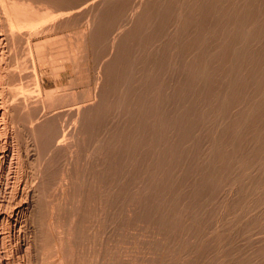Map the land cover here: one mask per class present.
Instances as JSON below:
<instances>
[{"label":"bare ground","instance_id":"1","mask_svg":"<svg viewBox=\"0 0 264 264\" xmlns=\"http://www.w3.org/2000/svg\"><path fill=\"white\" fill-rule=\"evenodd\" d=\"M67 2H68V0H66ZM79 1V0H78ZM81 1V0H80ZM79 1V2H80ZM91 1V0H90ZM103 1L104 0H102V3H103ZM112 1V0H111ZM114 1H116V0H114ZM119 1V0H118ZM126 0H124V2H125ZM131 1V0H130ZM136 1V0H135ZM134 1V2H135ZM138 1V0H137ZM149 1H151V2H153L152 0H149ZM158 1H160V0H158ZM158 1H157V3H158ZM66 2V3H67ZM73 2V0L72 1H70L69 2V4L71 5V3ZM82 2L83 1H81V4H82ZM88 2H89V0H88ZM87 2V0H86V3H88ZM108 2H109V0H108ZM120 2H121V0H120ZM126 2H128V1H126ZM125 2V3H126ZM132 2V1H131ZM144 2V1H143ZM148 2V1H147ZM150 2V4L149 3H147V4H149V6H148V10H149V8H151L152 6H151V4H154L155 5V3H151ZM154 2H156V1H154ZM63 3H64V1L63 0H0V8H2V10H3V12L2 11H0V14H1V12L4 14H1L2 16V18L4 19V16H5V23H6V26L5 27H7V29L9 30V36H7L6 35V37L5 38H7V37H10V35L12 36V38H17L18 37V34H17V32H21L22 33V29H23V31H24V29H25V32H26V30L27 31H32V29H36V28H40V27H47V25H49L50 24V22L51 21H55V20H58V18L60 17V18H62L61 16H63V15H65L66 13H68V12H66L63 8H64V5H63ZM75 3V2H74ZM83 3H85V2H83ZM94 3V2H93ZM93 3H92V6H93ZM98 3V2H97ZM104 3H107L106 1L104 2ZM115 3V2H114ZM119 2H117V4H118ZM124 3V4H125ZM133 3V2H132ZM137 3V2H136ZM145 3H146V1H145ZM161 3V5L158 3L157 5H160V7H158V9H155L153 12V14H151L150 15V13L149 12H147L146 11V9H143V10H145V12L144 13H149L147 16L148 17H150V16H152L150 19L149 18H147V20L149 21V24H147L148 25V27H149V30H146V32L147 31H149L148 32V34L145 32V35L146 36H143L142 37V35H140V36H138V37H136V40L134 41V42H132V40L133 39H131V40H129V41H131L130 43L128 42V40L126 41V42H128V47H125L126 45H124V47L121 49L120 47V51H119V53H117V52H115V54H117V60H119V64H116L115 65V69L114 68H110V69H114L116 72H115V75H112V76H114V77H112V80H108V78L106 79V82H110V87L108 86V83H106L107 84V86H108V89L110 88L111 89V91H109V92H112L113 94V96H112V99H113V104L115 103V102H118V97L116 96V94L117 93H119L120 92V90H121V93H122V90L124 89V88H122V89H120L121 87H125V85L127 86L123 91V96H120V99H121V97H123L122 98V100H119V102H121V101H123V106L122 105H117V110H118V107L119 106H122L123 107V112L121 113V114H123V116H121V118L122 117H124V119H125V121H126V124H125V127H122L121 126V128H123V129H120V130H118V131H115V133L111 136V138L109 139L110 140V142H109V144H105V142H103L102 141V146H104L103 145V143L106 145V146H108V145H112V143H111V141H113V140H115L114 141V143L116 142V145H117V143L118 142H120V144L119 145H121V147L120 146H118L119 148H120V150L119 151H117V152H115L116 154H112L111 153V149L108 147V148H106L107 149V151H105V152H107L106 154H109V156H110V154H112V156L114 155V158L116 159V162H115V160H114V158L112 159V160H114L113 162H115L114 164H110V167L108 166V164H107V166L110 168V169H112V170H116V172H119V171H124V169H126V167H128L129 166V164L126 162L127 161V159H130L131 161H129V162H134L135 164H136V166H135V168H134V170H129V172L127 171V173L128 174H126L127 176H129V180L127 181V179H126V182L127 183H124L125 185H123V186H121L122 188H123V190H124V194L123 195H125L124 197H122V195H120L121 196V199L123 200V202H120L119 203V201H118V203H116L117 204V206H115V207H118V204H120L121 205V207L119 206V208H120V210H122V205H125V204H127L129 201H132V200H130L129 199V201H128V198L130 197L129 196V194H128V192H130V191H128L127 192V190H128V188L130 187V185H132V184H136V183H143L144 184V186L145 187H143L142 189L144 190V191H149V194L147 193V195H149V197H147V199H142V200H144V201H141L140 203V207H142V209L143 210H141V212H142V215L145 213V214H147V215H150V219L147 221V222H150V220H155V221H158L162 226H170L171 228H174L175 227V224H174V220L176 219L175 217H174V220H173V216H170L171 217V219L170 218H168V216L166 217L165 215H164V211L162 212L161 211V208H162V206L163 205H167V203L168 204H172V205H176L177 204V202H179V201H177L178 199H179V194L181 193H179V187H181V185H189L190 187H192V189L194 190V194H196V192H197V194H199V189L200 188H202V187H206V188H208V195L210 196V197H212L211 195L212 194H215V192H214V190H215V188L217 189L218 187V185H221V183L219 184V180H220V177L219 176H221L222 174H223V169L225 168L226 170H231L232 168L231 167H233L234 166V158L235 157H237L238 156V153H241V149H243V147L240 149L239 147H241V145H243V144H250L249 146L252 148V154H251V156H253V158L254 157H257L258 155H261V154H264L263 152H264V0H162V2H160ZM56 4V5H55ZM59 4V5H58ZM60 4H62L63 5V8L61 7L62 5H60ZM96 4V3H95ZM95 4H94V6H95ZM99 4V3H98ZM131 4V3H130ZM129 4V5H130ZM141 4V3H140ZM147 4H145V6H147ZM69 5V7H71V9L70 10H72L71 12H74L73 10H74V8H75V6H73V5H71L70 6ZM77 5H78V3H77ZM108 5H110V3L108 4ZM123 5V4H122ZM68 6V5H67ZM91 6V7H92ZM117 6V5H116ZM121 6V5H120ZM119 6V7H120ZM127 6V5H126ZM130 6H133V4L132 5H130ZM139 6V4L137 5V7ZM151 6V7H150ZM86 7V6H85ZM109 7V6H108ZM113 7V6H112ZM118 6L116 7V8H119ZM122 7V6H121ZM125 7V6H124ZM129 7V6H128ZM137 7H135V8H137ZM143 6H141L140 7V10H141V8H142ZM156 7V6H155ZM78 7H76V9H77ZM106 8V7H105ZM104 8V9H105ZM110 9V11H111V7H109ZM134 8V7H133ZM147 8V7H146ZM153 8V7H152ZM76 9H75V12L76 13H78L77 11H76ZM94 9V11H95V8H93ZM101 9V8H100ZM104 9H103V13H104ZM107 9V8H106ZM123 9V8H122ZM83 10H85V9H83ZM108 10V11H109ZM113 10V9H112ZM126 10H128V9H126ZM135 10V9H134ZM138 10V9H137ZM151 10V9H150ZM69 11V10H68ZM86 11V10H85ZM90 11H91V9H90ZM107 11V10H106ZM118 11V10H117ZM119 11H120V8H119ZM125 11V10H124ZM129 11H131V10H129ZM80 12V11H79ZM102 12V11H101ZM100 12V13H101ZM135 12H136V10H135ZM137 12H139V11H137ZM137 12H136V14H137ZM141 12V11H140ZM75 13V14H76ZM82 13V12H81ZM107 14H108V12H106ZM110 13V12H109ZM111 13H113V14H116V12L114 13V12H111ZM128 13V12H127ZM143 13V12H142ZM144 13H143V15H144ZM69 14V13H68ZM74 14V13H73ZM80 14V13H79ZM84 14H86V13H84ZM124 14V13H123ZM141 14V13H140ZM139 14V15H140ZM70 15V14H69ZM68 15V16H69ZM78 15V14H77ZM95 15V14H94ZM105 15V14H104ZM112 15V14H111ZM80 16V15H79ZM84 16V15H83ZM91 16H92V14H91ZM101 16V15H100ZM109 16V15H108ZM124 16V15H123ZM146 16V14H145V16H144V18L142 19V15H140L139 17H138V20H137V23H135L136 25V27H135V29H134V27H133V29H134V31L133 32H129V33H126L127 35H128V37H131L133 34H137L138 35V32L140 31V30H142V31H144L142 28L144 27H142L141 28V25H142V22H143V20L147 17ZM153 16H155V22H153L152 20L154 19V17ZM0 17V18H1ZM78 17V16H77ZM82 17V16H81ZM81 17H80V21L82 20L81 19ZM87 17V16H86ZM93 17V16H92ZM107 17V16H106ZM105 17V18H106ZM114 17V19H115V17L116 16H113ZM59 18V19H60ZM65 19H66V17H64ZM95 18V17H94ZM101 18V17H100ZM102 18H104V17H102ZM124 18V17H123ZM129 18V17H128ZM153 18V19H152ZM64 19V20H65ZM84 19V18H83ZM108 19V18H107ZM107 19H104L105 21L107 20ZM110 19V18H109ZM118 19V18H117ZM117 19H116V21H117ZM136 19V18H135ZM60 20H62V19H60ZM100 20H102V19H100ZM125 20V19H124ZM59 21V20H58ZM103 21V20H102ZM112 21V20H111ZM111 21H108V22H111ZM127 21H129V20H127ZM131 21V20H130ZM152 21V23H150ZM56 22V21H55ZM61 22V21H60ZM63 22V21H62ZM68 22V21H67ZM101 22V21H100ZM118 22V21H117ZM120 22V21H119ZM135 22V21H134ZM144 22H147L146 21V19L144 20ZM143 22V23H144ZM4 22H3V24H5ZM63 23H65V22H63ZM70 23H71V21H70ZM70 23H67V27H68V24L70 25ZM104 23V22H103ZM106 23V22H105ZM128 23V22H127ZM132 23V22H131ZM1 20H0V28H1ZM98 24H99V22H98ZM97 24V25H98ZM101 24H102V22H101ZM113 24V23H112ZM130 24V23H129ZM129 24H128V26H129ZM171 24H172V26H171ZM59 25V24H58ZM61 26H62V24H60ZM83 25V24H82ZM89 25V24H88ZM96 25V26H97ZM104 25V24H103ZM117 25V24H116ZM120 25V24H119ZM122 25V24H121ZM173 25H174V28L175 29H173V30H170V29H168V27L169 26H171V27H173ZM61 26H60V28H61ZM72 26V25H71ZM108 26V25H107ZM118 26V25H117ZM123 26V25H122ZM122 26H121V28H122ZM130 26H131V24H130ZM145 26H146V23H145ZM53 27H55V26H53ZM64 27H65V25H64ZM86 27V26H85ZM101 27H102V25H101ZM109 27H110V25H109ZM132 27V26H131ZM171 27H169V28H171ZM74 28V27H73ZM99 29H100V27H98ZM111 28V27H110ZM114 28V27H113ZM118 28V27H117ZM141 28V29H140ZM147 28V26L146 27H144V29H146ZM4 29V28H3ZM3 29H0V30H3ZM45 29V28H44ZM51 29V28H50ZM59 29V28H58ZM86 29V28H85ZM104 28H102V30H103ZM108 29V28H107ZM107 29H105L104 30V32H106V30ZM115 29V28H114ZM114 29H110V30H114ZM120 29V28H119ZM125 29V28H124ZM151 29V30H150ZM52 30V29H51ZM56 30H57V28H56ZM101 30V29H100ZM102 30L100 31L101 33H103L102 32ZM127 30V29H126ZM129 30H130V28H129ZM175 30V31H174ZM36 31V30H35ZM38 31V30H37ZM86 31V30H85ZM93 31V30H92ZM99 31V30H98ZM97 31V32H98ZM108 31V30H107ZM117 31H119V30H117ZM121 31V30H120ZM132 31V30H131ZM171 31H173V32H171ZM6 32V31H5ZM38 32H40V31H38ZM52 32V31H51ZM57 32V31H56ZM59 32V31H58ZM78 31H76V33H77ZM88 32V31H87ZM89 32H91L90 30H89ZM127 32V31H126ZM141 32V31H140ZM139 32V33H140ZM1 33V32H0ZM43 33H45V32H43ZM49 33V32H48ZM53 33V32H52ZM71 33H73V32H71ZM74 33H75V31H74ZM107 33V32H106ZM122 33V32H121ZM133 33V34H132ZM143 33V32H142ZM141 33V34H142ZM2 34V33H1ZM7 34V33H6ZM17 34V35H16ZM23 34H27V33H23ZM34 34V33H33ZM78 34V33H77ZM77 34H76V38H77ZM109 34V33H108ZM114 34L116 35L117 34V32H114ZM113 34V35H114ZM16 35V36H15ZM82 35V34H81ZM85 34L83 33V36H84ZM100 35V34H99ZM102 35V34H101ZM103 35H104V33H103ZM103 35H102V37H103ZM111 35V34H110ZM113 35H111V36H113ZM19 36H20V34H19ZM24 36H26V35H24ZM27 36H28V34H27ZM31 36V35H30ZM29 36V37H30ZM41 36V35H40ZM74 36V34H72V37ZM86 36V35H85ZM84 36V37H85ZM104 36H106V35H104ZM123 36H125V35H123ZM39 37V36H38ZM69 37V36H68ZM71 37V38H72ZM83 37V38H84ZM91 37V36H90ZM102 37H101V39H102ZM114 37V36H113ZM112 37V38H113ZM122 37V36H121ZM127 37V36H126ZM125 37V38H126ZM127 37V38H128ZM5 38H3V39H5ZM11 37H10V39H12ZM15 38V40H17ZM24 39L26 38V37H23ZM59 38V37H58ZM73 38H75V37H73ZM72 38V39H73ZM108 38V37H107ZM111 38V37H110ZM110 39V40H113V39ZM2 39V40H3ZM55 39V38H54ZM57 39V38H56ZM78 39H79V37H78ZM80 39H82V38H80ZM100 39V40H101ZM106 39V38H105ZM115 39V38H114ZM121 39H123V38H121ZM7 40V39H6ZM15 40H13V41H15ZM22 40V39H21ZM21 40H20V43H21ZM57 40H60V39H57ZM56 40V41H57ZM74 40V39H73ZM83 40V39H82ZM81 40V41H82ZM117 40V39H116ZM5 41V40H4ZM19 41V40H18ZM27 41V40H26ZM46 41L47 40H45L44 41V43H45V45H48V43H46ZM51 40L49 39L48 40V42L49 43H51L50 42ZM55 41V40H54ZM55 41V42H56ZM71 41V40H70ZM107 41V40H106ZM122 41V40H121ZM124 41V40H123ZM161 41V42H160ZM8 42V41H7ZM7 42H5L6 44H7ZM15 42H17V41H15ZM14 42V43H15ZM60 42V41H59ZM78 42V41H77ZM90 42V41H89ZM108 42V41H107ZM112 42V41H111ZM158 42H160L159 44V46L157 47L156 45H155V47H153L154 48V55L153 56H148V58H150L149 60H147V57H145L146 59L145 60H147V63L145 64V63H143L142 61H137V60H135V58L136 57H134V60H135V62H133V60H132V58L133 57H131V52L135 49V48H137L138 50H140V49H142V47L144 48L145 46L147 47L145 50H147L148 49V47L150 48L154 43L155 44H157ZM13 43V44H14ZM18 44H19V42H17ZM44 43L42 42V44L41 45H37V46H35L34 44V47H36V50H38L39 51V53H40V49H42L43 48V45H44ZM82 43V42H81ZM84 43L85 42H83L82 44L84 45ZM93 43H94V41H93ZM103 43V42H102ZM106 43V42H105ZM118 43H120V41L118 42ZM118 43H116V44H118ZM12 44V43H11ZM10 44V45H11ZM17 44V45H18ZM23 44V43H22ZM21 44V45H22ZM29 44H31V43H29ZM71 44H72V42H71ZM92 44V43H91ZM101 44V43H100ZM111 44V43H110ZM115 44V45H116ZM25 45V44H24ZM53 45V44H52ZM72 45H74V44H72ZM89 45H90V43H89ZM106 45V44H105ZM104 45V46H105ZM114 45V44H113ZM7 46H9L8 44H7ZM75 46V45H74ZM73 46V47H74ZM79 46H80V43H79V45H77V47L78 48H76V50L78 49L79 50ZM92 46V45H91ZM94 46V45H93ZM102 46V45H101ZM100 46V47H101ZM108 45H106V47H107ZM110 46H112V44L110 45ZM109 46V47H110ZM118 46V45H117ZM154 46V45H153ZM13 47H16V46H13ZM22 47V46H21ZM29 47V46H28ZM45 47V46H44ZM76 47V46H75ZM80 47H82L83 48V46L81 45ZM84 47H86V46H84ZM98 47L99 46H97V48H96V50H98ZM45 48H47V47H45ZM45 48H43L44 50L43 51H45ZM62 48V47H61ZM126 50H125V49ZM2 49V48H1ZM7 49H9V48H7ZM24 48H22V50H23ZM35 49V48H34ZM103 49V48H102ZM106 49V48H105ZM115 49V48H114ZM126 51V53L125 52H122V51H124V50ZM137 49H135V50H137ZM150 49H152V47L150 48ZM36 50H34V51H36ZM53 50V49H52ZM75 50V49H74ZM75 50V51H76ZM137 50V51H138ZM144 50V49H143ZM4 51V50H3ZM2 51V52H3ZM9 51V50H8ZM8 51H6V52H8ZM10 51H12V50H10ZM25 51V50H24ZM27 51V50H26ZM29 51V50H28ZM37 51V52H38ZM47 51V50H46ZM81 51V50H80ZM90 51V50H89ZM112 51V50H111ZM110 51V52H111ZM150 51V50H149ZM152 51H153V49H152ZM151 51V53H153ZM172 51H174V55H173V57H170V55H169V53L171 52L172 53ZM5 52V51H4ZM15 52V51H14ZM30 52V51H29ZM41 52H42V50H41ZM66 52V51H65ZM82 52V51H81ZM98 52V51H97ZM106 52H108V51H106ZM109 52V53H110ZM144 52V51H143ZM142 52V53H143ZM1 53V52H0ZM24 53V52H23ZM26 53V52H25ZM24 53V54H25ZM48 53V52H47ZM82 53H84V52H82ZM91 53V52H90ZM89 53V54H90ZM99 53V52H98ZM113 53V52H112ZM122 53H123V55H122ZM126 55H125V54ZM137 53V52H136ZM146 53V52H145ZM170 53V54H171ZM5 54V53H4ZM8 54V53H7ZM10 54H13V53H11L10 52ZM49 54V53H48ZM80 54V53H79ZM85 54V53H84ZM104 54V53H103ZM102 54V55H103ZM134 54V56H136V54L135 53H133ZM132 54V55H133ZM139 54H140V52H139ZM173 54V53H172ZM172 54H171V56H172ZM3 55V54H2ZM14 55V54H13ZM72 55V54H71ZM75 55V54H74ZM77 55V54H76ZM95 54H93V56H94ZM148 55V54H147ZM48 55H46V57H47ZM68 56V55H67ZM82 56V55H81ZM98 56H100L101 57V55H98ZM137 56H138V54H137ZM139 56H141V55H139ZM138 56V57H139ZM1 57V61H3L2 60V56H0ZM10 57V56H9ZM14 57H15V55H14ZM38 57V56H37ZM40 57V56H39ZM43 57V56H42ZM75 58H78L79 56H74ZM97 57V56H96ZM111 56L110 55H108V58H110ZM19 58V57H18ZM20 58H22V57H20ZM20 58H19V60H20ZM50 57H48L47 58V60L49 59ZM74 59L73 57H71L70 56V59ZM81 58V57H80ZM79 58V59H80ZM115 58V57H114ZM144 58V57H143ZM173 58V59H172ZM11 59H13V56H12V58ZM25 59V58H24ZM69 59V61H71ZM79 59H78V62H79ZM96 59V58H95ZM115 59V60H116ZM142 59V58H141ZM173 61H172V60ZM16 60V62L14 63V64H16L17 63V59H15ZM18 60V61H19ZM22 60V59H21ZM50 60V59H49ZM100 60V59H99ZM103 60H104V58H103ZM110 60V59H109ZM116 60V61H117ZM143 60V59H142ZM25 61H27V60H25ZM25 61H22L23 63H25ZM77 61V60H76ZM105 61V60H104ZM112 61H113V58H112ZM121 61V62H120ZM136 61L137 62H139V63H136ZM78 62H76L77 64H78ZM103 62V61H102ZM106 62V61H105ZM109 62V61H108ZM144 64V65H146L145 66V68L144 69H142L143 67L141 66V68L139 69V71H137V73L140 75V79L139 80H136V79H134L133 78V76L134 75H131L132 74V72H131V66L133 65V63H136V65L137 64ZM2 63V62H1ZM6 63H8V62H6ZM12 63V62H11ZM21 63V62H20ZM26 63H29V60H28V62H26ZM47 63V62H46ZM73 63H74V61H73ZM75 63V64H76ZM80 63V62H79ZM107 63V62H106ZM13 64V65H14ZM105 64V63H104ZM141 64V65H142ZM2 65V64H1ZM1 65H0V67H1ZM11 65V64H10ZM81 65H83L82 63H81ZM101 65V64H100ZM110 65H111V63H110ZM136 65H133V66H136ZM4 66H5V62H4ZM6 66H9V65H6ZM12 66V65H11ZM15 67H16V65H14ZM18 66V65H17ZM21 67L20 68H22V65H20ZM24 66H26V65H24ZM52 66V65H51ZM107 66H109V64L107 65ZM28 67V66H27ZM31 67H32V65H31ZM81 67H83V66H81ZM100 67V66H99ZM138 67V66H137ZM136 67V68H137ZM12 68H13V66H12ZM11 68V70H14V69H12ZM26 68V67H25ZM33 68H34V66H33ZM78 68H79V66H78ZM98 68V67H97ZM107 69H108V67H106ZM106 68L104 67V69L106 70ZM7 69H9V67H7ZM7 69H5L4 70V68H3V70L5 71V72H7ZM17 69V68H16ZM27 70H28V68H26ZM25 69V70H26ZM31 69V68H30ZM80 69V68H79ZM79 69H78V71H79ZM99 69V68H98ZM104 69H102L103 70V73H104ZM137 69V70H138ZM0 70H2L1 68H0ZM2 70V71H3ZM19 70H21V69H19ZM32 70V69H31ZM76 70V69H75ZM83 70H84V67H83ZM82 70V71H83ZM33 71V70H32ZM85 71V70H84ZM107 71V70H106ZM109 71V70H108ZM111 71V70H110ZM1 72V71H0ZM9 72H12V71H9ZM9 72H7V74L9 73ZM17 72V71H16ZM15 72V73H16ZM20 72V71H19ZM22 72V71H21ZM24 72V71H23ZM23 72H22V74H23ZM26 72V71H25ZM29 73L31 72V71H28ZM28 72H26V73H28ZM34 72V71H33ZM52 72V71H51ZM59 72V71H58ZM79 72H81V71H79ZM79 72H77V74L79 73ZM97 72V71H96ZM14 73V72H13ZM13 73H11V76H12V74ZM85 73H87V72H85ZM84 73V74H85ZM109 73V72H108ZM3 74V73H2ZM1 74V75H2ZM18 74V73H17ZM20 75H22L21 73H19ZM52 74V73H51ZM82 74V73H81ZM84 74H82L83 76H84ZM114 74V73H113ZM165 74H168V75H173L174 76V78H171V79H173V80H171V81H169V80H166L168 77H166V79H164V78H161V76L162 75H164V76H166ZM16 75V74H15ZM105 75V74H104ZM167 75V76H168ZM7 76V75H6ZM31 76H33V75H31ZM98 77H99V75H97ZM107 76V75H106ZM109 76V75H108ZM163 76V77H164ZM177 76V77H176ZM4 77V76H3ZM8 77V76H7ZM9 77H10V75H9ZM17 77V76H16ZM30 77V76H29ZM33 77H35V76H33ZM78 77H80V76H78ZM77 77V78H78ZM82 77V76H81ZM87 77V76H86ZM139 77V76H138ZM171 77V76H170ZM0 78H2L1 76H0ZM11 78H13V77H11ZM15 78V77H14ZM13 78V79H14ZM19 78V77H18ZM23 78V77H22ZM27 78V77H26ZM83 78V77H82ZM16 79V78H15ZM14 79V80H15ZM25 79V78H24ZM24 79H21V80H24ZM85 79V78H84ZM83 79V80H84ZM0 80H2V79H0ZM4 80V79H3ZM8 80V79H7ZM7 80H6V82H7ZM14 80H12L13 82H14ZM30 80H31V78H30ZM36 80H37V77H36ZM35 80V81H36ZM87 80H89L88 78H87ZM96 80H97V78H96ZM105 80V79H104ZM5 81V80H4ZM11 81V80H10ZM26 81H29V80H26ZM78 81V80H77ZM9 82V81H8ZM16 82H18V81H16ZM30 82V81H29ZM33 82V81H32ZM38 82V81H37ZM83 82V81H82ZM4 83V82H3ZM24 83V82H23ZM22 83V84H23ZM87 83V82H86ZM85 83V84H86ZM95 83H96V81H95ZM98 83V82H97ZM15 82H14V87H15ZM29 83H27L26 85H28ZM36 84H38V83H36L35 82V86H36ZM73 84V83H72ZM81 84H83V83H81ZM105 84V85H106ZM133 84H138V89H134L133 88ZM4 85V84H3ZM11 84H9V86H10ZM19 85H21V83L20 84H18V85H16V88H18V89H22L21 88V86H19ZM24 85V84H23ZM31 86H32V84H30ZM34 85V84H33ZM76 85V84H75ZM78 86H79V84H77ZM12 86V85H11ZM10 86V87H11ZM20 88H19V87ZM38 86V85H37ZM36 86V87H37ZM81 86V85H80ZM79 86V87H80ZM92 86H94V85H92ZM96 86V85H95ZM99 86H101V85H99ZM103 86H104V84H103ZM106 86V87H107ZM135 87L137 86V85H134ZM6 87V86H5ZM10 87H8V85H7V89L8 90H10L9 88ZM34 87V86H33ZM35 87V88H36ZM105 86L103 87L104 89L106 88ZM40 88V87H39ZM38 87L36 88V90H38L39 89ZM65 89L66 87H62V89ZM67 88H69V86H67ZM66 88V89H67ZM72 88H73V86H72ZM77 88V87H76ZM87 88V87H86ZM92 88H95V87H92ZM101 88V87H100ZM102 88V89H103ZM133 88V89H132ZM137 88V87H136ZM4 89L5 88H3L2 86H1V81H0V165H2L3 164V162H5L6 161V159L8 158V149L6 148L7 147V145H6V143L4 144V142L1 140L2 139V136H4L5 135V133H6V131H8V128L10 127L9 126V124L11 125V123H9V120L11 121L12 120V115H11V118H9V115L10 114H12V112L13 111H11L10 113H8L11 109H13V110H15V108H17V107H20V105L19 106H17V107H15L14 105V107L13 108H11L10 110H9V108L7 107V104H6V102H8V101H6L5 99V97H4V92L6 91H4ZM59 89V88H58ZM62 89H60V90H57L58 91V93H59V91H60V93L62 92V91H64V90H62ZM88 89V88H87ZM87 89H85V93H84V90H83V93L81 92V94H83V97L85 96V99L87 98V97H89L90 95H88L87 94V92H86V90ZM103 89V93H104V91L107 89H105L104 90ZM107 89V90H108ZM8 90H7V92H8ZM12 90H13V87H12ZM20 90H19V95H18V93H17V95L19 96H17L18 98L17 99H19V100H25V99H22L20 96H23V95H20ZM27 90H29V89H27ZM31 90V89H30ZM35 90V89H34ZM41 90V89H40ZM46 90V89H45ZM70 90V89H69ZM90 89H88V91H89ZM106 90V91H107ZM18 91V90H17ZM16 91V89H15V91H11V93L10 94H13L12 92H17ZM23 91V90H22ZM32 92H33V90H31ZM39 91V90H38ZM37 91V92H38ZM52 91V90H51ZM55 93H53V94H56V90H53ZM72 91V90H71ZM82 91V90H81ZM95 91V90H94ZM23 92H25V91H23ZM22 92V94H24V96H25V94L27 93L28 94V92H25V93H23ZM35 92V91H34ZM33 92V93H34ZM70 92V91H69ZM92 92V91H91ZM90 92V93H91ZM39 93V92H38ZM52 93V92H51ZM51 93H48L47 94V97L48 98H45L44 100V102H45V104H46V100H49V105L50 106H53L54 104L57 106V108H61V110H62V106H59L58 107V103H61V102H64L65 103V101H70V103H69V105L70 106H72V108H70L69 106L67 107V105H65L64 107L66 108H70V109H67V110H73V106H77V105H79V104H81V103H83V101H81V99L80 98H82L83 99V97H82V95H77L76 93H74V92H71V93H66L65 94V92H64V94H63V92H62V94H61V96L60 97H58L59 96V94H58V98H55L54 96L52 97V94ZM100 93H101V91H100ZM5 94H6V92H5ZM9 94V95H10ZM29 94H31V93H29ZM35 94V93H34ZM80 94V93H79ZM102 94V93H101ZM7 95V94H6ZM5 95V96H6ZM8 95V96H9ZM31 95H33V94H31ZM36 95H38L37 93L34 95V97L36 96ZM40 95V94H39ZM95 94H93L92 96H94ZM106 95H109V94H107V92H106ZM119 95V94H118ZM30 96V95H29ZM79 98H78V97ZM105 96V95H104ZM103 96V97H104ZM110 96V95H109ZM16 97V96H15ZM33 97V96H32ZM95 97V96H94ZM108 97V96H107ZM23 98H27V97H23ZM36 98V97H35ZM37 98H39V96L37 97ZM37 98H36V100H37ZM77 98H78V100H77ZM90 99L92 98V97H89ZM89 98H87V100L89 99ZM98 99H99V97H97ZM105 98H106V96H105ZM110 98V97H109ZM117 98V99H116ZM8 99H10V97L8 98ZM13 99H15L14 98V95H13ZM31 99V98H30ZM30 99H27V100H29V103H30ZM95 99V98H94ZM107 99V98H106ZM11 100H12V98H11ZM10 100V101H11ZM33 100V99H32ZM35 100V101H36ZM91 100H93V99H91ZM96 100V99H95ZM94 100V101H95ZM17 101V100H16ZM39 101V100H38ZM40 101H41V99H40ZM84 101H86V100H84ZM99 101H102V100H99ZM107 101V100H106ZM111 101V100H110ZM14 102V101H13ZM13 102L12 103H10V105L11 104H13ZM21 102H23V101H20V103ZM28 101H26L25 103H27ZM32 102V101H31ZM48 102V101H47ZM89 102V101H88ZM9 103V102H8ZM18 102H15V104H17ZM24 103V104H25ZM35 103H37V102H35ZM58 105H57V104ZM100 103H102L103 105H104V103L105 102H100ZM122 103V102H121ZM28 104V103H27ZM30 104H33V103H30ZM38 104V103H37ZM37 104H35V105H37ZM41 106L44 104V103H42V101H41ZM44 104V105H45ZM63 104V103H62ZM92 103H90V105H91ZM101 104V105H102ZM9 105V104H8ZM18 105V104H17ZM34 105V104H33ZM82 105V104H81ZM86 105V104H85ZM95 105V104H94ZM105 105H107V104H105ZM105 105L103 106V108H104V110H102L101 111V106H100V108H97V109H100V111H101V113H104V111H106L105 109ZM5 106L8 108V112H7V109L5 108ZM12 106V105H11ZM29 106V105H28ZM40 106V105H39ZM39 106L37 107V108H39ZM40 106V107H41ZM47 106V104L45 105V107ZM56 106H55V109H57L56 108ZM76 106L74 107V108H76ZM96 106V105H95ZM113 106V105H112ZM21 107H22V105H21ZM24 107H26V106H24ZM36 107V106H35ZM82 107V106H81ZM91 107V106H90ZM99 107V106H98ZM115 107H116V105H115ZM27 108V107H26ZM25 108V109H26ZM33 108V107H32ZM41 108H43V107H41ZM49 108H54V107H46V108H44V109H46V110H48L47 112L49 113V111L51 110V109H49ZM77 108H79V106L77 107ZM108 108V107H107ZM6 109V110H5ZM19 109H21V108H19ZM23 109V108H22ZM40 109V108H39ZM55 109H52V110H55ZM84 109V108H83ZM116 109V108H115ZM119 109H120V107H119ZM236 110L235 112H233V110ZM30 110V109H29ZM51 110V111H52ZM60 110V111H61ZM75 110V109H74ZM79 110V109H78ZM77 110V111H78ZM109 110V109H108ZM20 111V110H19ZM28 111V110H27ZM33 111V110H32ZM34 111H35V108H34ZM36 111H37V109H36ZM41 111H43V110H41ZM57 111H58V109H57ZM59 111V112H60ZM62 111H64V110H62ZM61 111V112H62ZM66 111V110H65ZM84 111H85V109H84ZM88 111V110H87ZM95 111H97L96 109H95ZM100 111L98 112L99 114H100ZM111 111V110H110ZM109 111V113H112V115H114V113L112 112V111H114V110H112L111 112ZM122 111V110H121ZM120 110H118V112H121ZM21 112V111H20ZM39 112H40V110H39ZM45 112V111H44ZM58 112V114H60ZM71 112V111H70ZM73 112V111H72ZM93 112V111H92ZM107 112V111H106ZM115 112V111H114ZM15 113H16V110H15ZM35 113V112H34ZM37 114H39L38 112H36ZM35 113V114H36ZM55 113V112H54ZM67 113V112H66ZM77 113V112H76ZM94 113H97V112H94ZM109 113H107V114H109ZM116 113H117V111H116ZM14 114V113H13ZM23 114H25V113H23ZM26 114H27V112H26ZM45 114V113H44ZM69 114H71V113H69ZM73 114V113H72ZM79 114H81L82 115V117H81V119H82V121H84V122H87V124H86V126H84L85 124H80L81 125V127L79 126V128H81V130H84L83 132L81 131V130H79V131H81L82 133H85V131L87 132V133H89V135L90 136H93L92 134H95V131L97 130V127H99V124H101V123H98L99 122V119L98 118H95L94 116H96V117H99V116H97L98 114H96V115H92V113H87V112H84V113H79ZM120 114V113H119ZM16 116H17V114H15ZM15 115H13V117L15 116ZM34 115V114H33ZM50 115V114H49ZM57 115V114H56ZM61 115V114H60ZM60 115H57V116H60ZM65 115V114H64ZM76 115V114H75ZM116 115V114H115ZM15 116V117H16ZM36 116V115H35ZM43 116V115H42ZM41 116V117H42ZM51 116V115H50ZM52 116H53V114H52ZM61 116H63V114L61 115ZM70 116V115H69ZM72 116V115H71ZM92 116V117H91ZM104 116V115H103ZM111 116V115H110ZM119 116V115H118ZM17 117H19V116H17ZM17 117H16V119H17ZM31 117V116H30ZM95 118V119H98V121H96L97 123H95V121H92V118ZM21 118V117H20ZM23 118V117H22ZM29 118V117H28ZM37 118H38V116H37ZM37 118H35V119H37ZM47 118V117H46ZM66 118V117H65ZM72 119H73V117H71ZM116 118H118V117H116ZM115 118V119H116ZM15 119V118H14ZM25 119H27V118H25ZM44 119V118H43ZM49 120H45L46 122L43 124V125H41V124H39L40 125V127H38L37 128V130H36V136H37V134H38V136H39V138H40V140H41V144H40V146H42V148L44 149V152H45V149H47V153H48V148L50 149V147L51 146H60L61 145V147H65V143H64V145L62 146V142H64V138H65V134L67 133L68 134V132H63V131H65V129L63 130V128H65L63 125H62V127H61V125L59 126V118L58 117H55V118H52L51 117V119L50 118H48ZM75 119V118H74ZM80 119V120H81ZM112 119H113V116H112ZM30 120H32V119H30ZM29 120V121H30ZM34 120V119H33ZM68 120V119H67ZM76 120V119H75ZM75 120H74V122H75ZM78 120V119H77ZM106 120V119H105ZM111 120V119H110ZM119 120H120V118H119ZM21 121V120H20ZM20 121H18L19 123H21ZM69 121V120H68ZM67 121V122H68ZM109 121V120H108ZM113 121H114V119H113ZM117 121V120H116ZM15 121H13L12 120V123H14ZM24 122V121H23ZM33 122V121H32ZM64 122H66L65 120H64ZM63 121H62V123H64ZM66 122V123H67ZM81 122V121H80ZM118 122V121H117ZM122 122V121H121ZM217 122H219V123H217ZM27 123V122H26ZM31 123V122H30ZM30 123H27L26 124V126L29 124V126L27 127V128H31L34 124H32V126H30ZM120 123V122H119ZM15 124V123H14ZM37 124H38V121H37ZM69 124V123H68ZM67 124V125H68ZM106 124V123H105ZM111 124V123H110ZM109 124V125H110ZM122 124V123H121ZM120 124V125H121ZM220 126H219V125ZM13 125V124H12ZM15 125H17V123L15 124ZM20 126H21V124H19ZM23 125H25L24 123H23ZM71 125V124H70ZM75 125V124H74ZM114 125V124H113ZM119 125V124H118ZM123 125H124V123H123ZM216 125H218V127H219V129H218V127L216 126ZM26 126L24 127V128H26ZM38 126V125H37ZM66 126V125H65ZM76 126V125H75ZM104 126V125H103ZM107 126V125H106ZM112 126V125H111ZM116 126V125H115ZM17 127V126H16ZM23 127V126H22ZM36 127V126H35ZM71 127V126H70ZM108 127V126H107ZM110 127V126H109ZM11 128H13V126L11 127ZM19 128V127H18ZM62 128V129H61ZM68 128V127H67ZM66 128V129H67ZM78 128V127H77ZM113 128H115V127H113ZM117 128V127H116ZM217 128V129H216ZM17 129V128H16ZM23 129V128H22ZM61 129V130H60ZM106 129V128H105ZM108 129V128H107ZM21 130V129H20ZM19 130V131H20ZM63 130V131H62ZM68 130V129H67ZM100 130V133H101V128L99 129ZM111 130V129H110ZM117 130V129H116ZM12 131V130H11ZM25 131V130H24ZM27 131V130H26ZM26 131H25V133H26ZM71 131V130H70ZM108 131H109V129H108ZM113 131H114V129H113ZM76 132V131H75ZM98 132V131H97ZM96 132V133H97ZM111 132V131H110ZM109 132V133H110ZM214 132H215V134L217 133V135H215L214 134ZM16 133V132H15ZM29 132H27V134H28ZM64 133V134H63ZM81 133V134H82ZM100 133H98L99 135H100ZM102 133H104V131L102 132ZM105 133H106V131H105ZM70 134V133H69ZM107 135H111V134H108V132L106 133ZM105 134V135H106ZM14 135V134H13ZM17 135V134H16ZM26 135V134H25ZM74 135V134H73ZM76 135H77V133H76ZM78 135H80L79 133H78ZM89 135H87V137L89 136ZM106 135V136H107ZM15 136V135H14ZM14 136H12V137H14ZM21 136V135H20ZM24 136V135H23ZM33 136V135H32ZM35 136V135H34ZM98 136V135H97ZM97 136L96 135H94V137H93V139H96L97 138ZM101 136V135H100ZM103 136V135H102ZM101 136V137H102ZM215 136V137H214ZM11 137V136H10ZM11 137V138H12ZM96 137V138H95ZM10 138V139H11ZM15 138V140H17L16 138V136L14 137ZM19 138V137H18ZM22 138H24V137H22ZM22 138H21V140H22ZM31 138V137H30ZM38 138V139H39ZM66 138H69L68 137V135H67V137ZM70 138H72V137H70ZM100 138V137H99ZM104 138V137H103ZM107 138V137H106ZM35 139H37V138H35ZM82 139V138H81ZM87 139H89V138H87ZM108 139V138H107ZM211 139V141H212V144L210 143V147L208 146L209 145V143H207V142H209V140ZM12 140V139H11ZM28 140V139H27ZM66 140V139H65ZM68 140V139H67ZM66 140V141H67ZM70 141L72 140V139H69ZM74 140H75V138H74ZM92 140V138L90 139V142H92L91 141ZM101 140V139H100ZM106 140V139H105ZM104 140V141H105ZM31 141V140H30ZM69 141V142H70ZM81 141V140H80ZM84 141H85V139H84ZM83 141V142H84ZM94 141V140H93ZM17 142V141H16ZM18 142H19V140H18ZM72 142H73V140H72ZM86 142H88V141H86ZM97 142H99V139L97 140ZM96 141L94 142V143H96V145L98 144ZM101 142V141H100ZM108 142V141H107ZM106 142V143H107ZM31 143V142H30ZM32 143H33V141H32ZM40 143V142H39ZM75 143V142H74ZM78 143V142H77ZM81 143V142H80ZM113 143V144H114ZM207 143V146L209 147V148H211V149H209V153L208 154H204L203 153V151H204V149L202 148V146L203 145H205ZM35 144V143H34ZM34 144H31V145H34ZM86 144V143H85ZM91 144V143H90ZM90 144H89V147H90ZM22 145H24V141H23V144ZM22 145H20L21 146V148H22ZM27 145V144H26ZM25 145V146H26ZM39 145V144H38ZM78 145V144H77ZM82 145H83V143H82ZM88 145V144H87ZM92 145H93V143H92ZM101 145H100V148H101ZM110 145V146H111ZM115 145V144H114ZM115 145V146H116ZM18 147H19V145H17ZM48 146H50V147H48ZM71 146V145H70ZM69 146V147H70ZM74 146H76V145H74ZM113 147V150H114V148L116 149V147ZM226 148H225V147ZM248 146V145H247ZM63 147V148H64ZM93 147V146H92ZM96 147V146H95ZM118 147H117V149H118ZM228 147H230L229 148V150L227 149ZM245 148H246V146H244ZM27 148V147H26ZM35 148H36V146H35ZM70 148H72V147H70ZM77 148V147H76ZM78 148H80L79 147V145H78ZM81 148H83L82 146H81ZM78 149V151L80 152V150H82V149ZM86 148H88V147H86ZM112 148V147H111ZM19 149V148H18ZM39 149H41V148H39ZM52 149H54V150H56L55 148H51L50 150L52 151ZM68 149V146H66V150ZM104 149V148H103ZM109 149V150H108ZM206 149H207V147H206ZM205 149V150H206ZM240 149V150H239ZM248 149H250L249 147H248ZM17 150V149H16ZM53 150V151H54ZM58 150H60V149H58L57 148V152H58ZM62 150V149H61ZM64 150V149H63ZM62 150V151H63ZM77 150V149H76ZM92 150H94V149H92ZM99 150V149H98ZM24 151V150H23ZM22 151V152H23ZM31 151V150H30ZM34 151H36L35 152V155H36V153H37V150H34ZM34 151H33V153H34ZM50 151V152H51ZM53 151L51 152V153H53ZM69 150H67V152H68ZM71 151H72V149H71ZM75 151V150H74ZM83 151V150H82ZM97 150H95V152H96ZM100 151H103V150H100ZM237 151H239L238 153H237ZM243 151V150H242ZM248 151V150H247ZM28 152H29V149H28ZM76 153H77V151H75ZM74 152V153H75ZM78 152V153H79ZM87 152V151H86ZM90 152H92V151H90ZM105 152H104V154H105ZM113 152V151H112ZM206 152H208V151H206ZM19 153V152H18ZM46 153V152H45ZM62 153V152H61ZM80 153H83V152H80ZM85 153V152H84ZM97 153V152H96ZM237 153V154H236ZM243 153V152H242ZM13 154V153H12ZM22 154V153H21ZM24 154H27V153H24ZM39 154H40V152H39ZM65 154V153H64ZM63 154V155H64ZM235 154H236V156H235ZM244 154V153H243ZM242 154V155H243ZM47 155H49V154H47ZM62 155V154H61ZM67 155V154H66ZM66 155H64L65 156V159H67L68 157H66ZM72 155V154H71ZM77 155V154H76ZM82 155V154H81ZM91 155V154H90ZM92 155H93V153H92ZM95 155V154H94ZM97 155V154H96ZM96 155H95V157H96ZM241 155V154H240ZM247 155V154H246ZM25 156H27V155H25ZM29 156V155H28ZM38 156V155H37ZM78 156H79V154H78ZM83 156V155H82ZM85 156V155H84ZM98 156V155H97ZM262 156V155H261ZM264 156V155H263ZM18 157V156H17ZM44 157H46V156H44ZM44 157H42V159L44 158ZM50 157V156H49ZM51 157H53V155H51ZM63 157V156H62ZM76 157V156H75ZM80 157V156H79ZM111 157H110V160H111ZM241 157V156H240ZM249 157H250V155H249ZM20 158H21V156H20ZM37 158V157H36ZM93 158V157H92ZM99 158H100V156H99ZM104 158V157H103ZM244 158H247L245 155H244ZM243 158V160H246V159H244ZM34 159V158H33ZM38 159V158H37ZM36 159V160H37ZM51 159V158H50ZM64 159V160H65ZM70 159V158H69ZM78 159H80V158H78ZM90 159V158H89ZM97 159H98V157H97ZM249 159V158H248ZM252 159V158H251ZM255 159H257V158H254V161H252V163H251V160L249 159V164L251 165H253L254 163H256V160ZM259 159V158H258ZM257 159V160H258ZM261 159V158H260ZM260 159H259V161H260ZM263 159V158H262ZM12 160H13V158H12ZM27 160V159H26ZM25 160V161H26ZM39 160V159H38ZM43 160H48V159H43ZM43 160H41V161H43ZM52 160H53V158H52ZM55 160V159H54ZM53 160V163H56L55 161ZM104 160V159H103ZM237 160V159H236ZM242 160V159H241ZM253 160V159H252ZM19 161H22V160H19ZM19 161L17 162V163H19ZM59 161V160H58ZM63 161V160H62ZM74 161V160H73ZM78 160H76V162H77ZM80 161H81V159H80ZM96 161V160H95ZM97 161H99V160H97ZM234 161V162H233ZM238 161V160H237ZM262 161V160H261ZM24 162V161H23ZM32 162V161H31ZM35 162V161H34ZM50 162H52V161H50ZM83 162V161H82ZM104 163L106 162L105 160L103 161ZM102 162V163H103ZM108 162V161H107ZM110 162H112V161H110ZM233 162V163H232ZM245 161H243V165L244 164H246V162L244 163ZM254 162V163H253ZM264 162V161H263ZM10 163V162H9ZM27 163V162H26ZM33 163V162H32ZM40 163V162H39ZM53 163H50V165L51 164H53ZM66 162L64 161V164H65ZM68 163V162H67ZM79 163V162H78ZM93 163V162H92ZM100 163V162H99ZM217 163V165H218V163H219V165H221V167L219 168L218 166L216 167V169H215V164ZM230 163H232L233 164V166H231L230 165ZM238 163V162H237ZM241 163V162H240ZM259 163V162H258ZM258 163H256L255 165H257ZM22 164V163H21ZM30 164V163H29ZM44 164H48L49 165V163L47 162V163H44ZM57 164L58 163H56L55 165L57 166ZM62 164V163H61ZM60 164V165H61ZM63 164V170L65 169L64 168V165ZM91 164V163H90ZM106 164H104V165H106ZM128 164V166H126ZM249 164H248V166H249ZM264 164V163H263ZM16 165V164H15ZM18 165H20V164H18ZM54 164H53V167L55 166ZM70 165H71V163H70ZM74 165V164H73ZM85 165V164H84ZM99 164H97V166H98ZM230 165V166H229ZM239 165V164H238ZM251 165V166H252ZM10 166V165H9ZM28 166V165H27ZM26 166V167H27ZM33 166V165H32ZM39 167H40V164L38 165ZM42 166H43V164H42ZM41 166V167H42ZM131 167H130V169L132 168L133 169V165L131 164L130 165ZM240 166V165H239ZM248 166H247V168H248ZM262 166V165H261ZM260 166V167H261ZM16 167V166H15ZM35 167V166H34ZM33 167V169H35ZM46 167H48V166H46ZM52 167V168H53ZM58 167H59V165H58ZM68 167H69V165H68ZM77 167H78V165H77ZM96 167V166H95ZM94 167V168H95ZM212 167H214V169H212ZM224 167V168H223ZM227 167H230V168H227ZM241 167V166H240ZM239 167V168H240ZM245 166H243V167H241V169H242V172L243 171H245V170H243V168H244ZM12 168V167H11ZM30 168H32L31 166H30ZM43 168V167H42ZM42 168H40V169H42ZM45 168V167H44ZM60 168H61V166H60ZM60 168H56L57 170L56 171H60ZM66 168H67V165H66ZM104 168V167H103ZM106 168V167H105ZM104 168V169H105ZM247 168H245V169H247ZM249 168H251L250 166H249ZM9 169V168H8ZM17 169V168H16ZM25 169H27V168H25ZM47 169H49V168H47ZM67 169H71V168H67ZM73 169V168H72ZM71 169V170H72ZM74 169H76V167L74 168ZM73 169V170H74ZM89 169V168H88ZM87 169V170H88ZM104 169H103V171H104ZM233 169H236V167L235 168H233ZM232 169V171L234 172V173H237V172H235L234 170ZM241 169H240V171H241ZM18 170V169H17ZM22 170V169H21ZM27 170H29V169H27ZM45 170V169H44ZM54 170H55V168H54ZM63 170H61V171H63ZM66 170V169H65ZM92 170V169H91ZM106 170V169H105ZM109 169H107L106 171H108ZM226 170H225V172H226ZM248 170V169H247ZM259 170V169H258ZM258 170H256V171H258ZM20 171V170H19ZM37 170H35V172H36ZM48 171V170H47ZM49 171H51V170H49ZM48 171V173H50ZM52 171H53V169H52ZM55 171V172H56ZM60 171V172H61ZM78 171V170H77ZM80 171V170H79ZM93 171H94V169H93ZM92 171V172H93ZM96 172H97V169L95 170ZM111 171V170H110ZM178 171H180L182 174H183V178H181L180 176V178L181 179H179V177H178V179H177V176H178ZM236 171H238V168L236 169ZM32 172V171H31ZM40 172H41V170H40ZM43 172H45V171H43ZM58 172H56L55 173V178H56V175H58V174H60V177H61V175L62 174H64V173H58ZM84 172V171H83ZM113 172V171H112ZM125 172V171H124ZM248 172V171H247ZM34 173V172H33ZM33 173H31V174H33ZM37 174H38V171L36 172ZM36 173H34L33 175H36ZM68 173H71V172H69L68 171ZM74 173V172H73ZM72 173V174H73ZM108 173H111V172H109L108 171ZM177 173V174H176ZM7 174H8V171H7ZM17 174V173H16ZM41 174V173H40ZM46 174V173H45ZM53 174V173H52ZM76 174V173H75ZM89 174V173H88ZM95 174V173H94ZM97 174V173H96ZM95 174V175H96ZM101 174H104V172L103 173H101ZM106 174V173H105ZM112 174V173H111ZM121 174V173H120ZM124 174V173H123ZM122 174V175H123ZM249 174V173H248ZM260 174H262V173H260ZM22 175V174H21ZM44 175V174H43ZM48 175L49 174H47V177H48ZM51 175V174H50ZM70 175V174H69ZM77 175H79L78 173H77ZM95 175H93V177L95 176ZM99 175H100V173H99ZM98 175V176H99ZM113 175V174H112ZM114 175H116V177L118 176V173H114ZM121 175V176H122ZM125 174H124V177L126 176ZM223 175H225V173L223 174ZM239 175H241V173H239ZM244 175H245V173H244ZM252 175V174H251ZM16 176V175H15ZM20 176V175H19ZM26 176V175H25ZM54 176H52L53 178H54ZM103 176V175H102ZM110 176V177H109ZM108 177L109 178H111V175H109ZM226 176V175H225ZM227 176H230V174L228 175L227 174ZM260 176H262V175H260ZM259 176V177H260ZM28 177V176H27ZM37 177V176H36ZM58 177V176H57ZM66 177H67V175H66ZM66 177H65V181H66ZM92 177V176H91ZM90 177V178H91ZM92 177V178H93ZM100 177H101V175H100ZM104 177H106V175H104ZM115 177V178H116ZM123 177V176H122ZM122 177H120V178H122ZM224 177V176H223ZM235 177H237V176H235ZM234 177V178H235ZM240 177H242V175L241 176H239L238 178L239 179H241ZM247 177V176H246ZM246 177H245V179H246ZM251 177V179H252V176H250ZM259 177L257 178L258 180H259ZM23 178V177H22ZM21 178V179H22ZM30 178V177H29ZM44 178V177H43ZM49 178V177H48ZM63 178H64V176H63ZM62 178V179H63ZM88 178V177H87ZM94 178H96V176L94 177ZM94 178H93V180H94ZM102 178V177H101ZM107 178V177H106ZM108 178V179H109ZM127 178V177H126ZM193 178V179H192ZM227 178V177H226ZM229 178V177H228ZM233 177H232V179H234ZM261 178V177H260ZM7 179V178H6ZM10 179V178H9ZM18 179V178H17ZM45 179V178H44ZM57 179V178H56ZM60 179V178H59ZM73 179V178H72ZM74 179H75V177H74ZM81 179V178H80ZM82 179H84V178H82ZM81 179V180H82ZM112 179V178H111ZM114 179V178H113ZM118 179V178H117ZM192 179V180H191ZM61 180V179H60ZM90 180H92V179H90ZM96 180H97V178L95 179V182H96ZM103 180V179H102ZM120 180V179H119ZM224 181H225V179H223ZM222 180V181H223ZM226 180H228V179H226ZM230 180V179H229ZM253 180V179H252ZM256 180V179H255ZM254 180V181H255ZM257 180V181H258ZM261 180H263V179H261ZM15 181V180H14ZM18 181H20V180H18ZM34 181V178H33V180L31 179V183ZM43 181V180H42ZM48 181H50V180H48ZM53 181L55 182L56 180H54L53 179ZM58 181V180H57ZM56 181V182H57ZM65 181H63V184H64V182ZM69 181V180H68ZM79 181V180H78ZM77 181V182H78ZM86 181V180H85ZM89 181V180H88ZM104 181H106V182H109L110 180H104ZM233 181H236V180H233ZM243 180H240V182H242ZM255 182V184H256V186L258 187V182H260V181H258V182ZM264 181V180H263ZM262 181V182H263ZM9 182V181H8ZM17 182V181H16ZM44 182V181H43ZM46 182V181H45ZM44 182V183H45ZM54 182H51V183H54ZM61 182V181H60ZM93 182V181H92ZM91 182V183H92ZM98 182H100V180L98 181ZM115 182H117V181H115ZM114 182V184H116ZM120 182H123L122 180L120 181ZM125 182V181H124ZM261 182V183H262ZM7 183V182H6ZM20 183V182H19ZM24 183V182H23ZM27 183V182H26ZM48 183V182H47ZM58 183H59V181H58ZM71 183H72V181H71ZM74 183V182H73ZM80 183V182H79ZM89 183V182H88ZM109 183H111V182H109ZM109 183H107V184H109ZM119 183V182H118ZM117 183V185L119 186V184ZM132 183V184H131ZM145 183H146V185H145ZM238 183V182H237ZM245 183V182H244ZM250 184H251V182H249ZM253 183V182H252ZM43 184V183H42ZM46 184V183H45ZM56 184V183H55ZM53 184V186H56V185H58L59 187H60V185H61V187H62V184ZM77 184V183H76ZM95 184V183H94ZM100 183H98V185H99ZM103 184V183H102ZM104 184H105V182H104ZM114 184H113V182H112V185L114 186ZM123 184V183H122ZM230 184H231V182H230ZM234 184H236V183H234ZM241 184V183H240ZM246 184H248V183H246ZM254 184V185H255ZM1 185V184H0ZM14 185V184H13ZM48 185V184H47ZM70 185V184H69ZM72 185H74V184H72ZM81 185V184H80ZM82 185H83V183H82ZM81 185V186H82ZM85 185H88V184H85ZM96 185H97V183H96ZM97 185V186H98ZM101 185V184H100ZM112 185H110L111 187H113ZM17 186V185H16ZM31 186V185H30ZM91 186H92V184H91ZM95 186V185H94ZM96 186V187H97ZM103 186H106V185H103ZM116 186V185H115ZM114 186V187H115ZM129 186V187H128ZM139 186V185H138ZM233 186V185H232ZM234 186H236V185H234ZM239 186V185H238ZM243 186H244V184H243ZM264 186V185H263ZM64 187V186H63ZM83 187V186H82ZM89 187V186H88ZM100 187V186H99ZM98 187V188H99ZM120 187V186H119ZM120 187V188H121ZM135 187H136V185H135ZM190 187H187V188H189L190 189ZM220 187V186H219ZM223 187V186H222ZM225 187V186H224ZM223 187V188H224ZM245 188H246V186H244ZM256 187V188H257ZM24 188V187H23ZM45 188V189H44ZM43 189L44 190H46V188H48L46 185H45V187H44ZM55 188H57V189H61V188H58V187H55ZM73 188V187H72ZM71 188V189H72ZM75 188H78V186L77 187H75ZM80 188V187H79ZM92 188V187H91ZM107 188H109V186H107ZM116 188V187H115ZM133 188V186L131 187V189ZM136 188H140V187H136ZM221 188V187H220ZM222 188V189H223ZM242 188V187H241ZM254 188V187H253ZM24 189H26V188H24ZM64 189V188H63ZM86 189H87V187H86ZM89 189H90V187H89ZM93 191L95 192V187H93ZM101 189V188H100ZM106 189V188H105ZM110 189V188H109ZM119 189V188H118ZM127 189V190H126ZM137 189V190H138ZM181 189H183L182 187H181ZM219 189V188H218ZM231 189V188H230ZM248 189L249 190H252V188H250V186H249V184H248ZM261 189H263V188H261ZM260 189V186H259V190H261ZM27 190V189H26ZM49 190H53L52 188H50ZM48 189L46 190V192L47 191H49ZM55 190V189H54ZM54 190L52 191V193L54 192ZM66 190V189H65ZM73 190V189H72ZM71 190V191H72ZM77 190V189H76ZM90 190H92V189H90ZM90 190H87V193H88V191L90 192ZM111 190V189H110ZM126 190V191H125ZM132 190H134V189H132ZM136 190V191H137ZM139 190H141V188L139 189ZM192 190V191H193ZM232 190H234L233 188H232ZM238 190V189H237ZM242 190H244V188L242 189ZM246 191H247V188L245 189ZM249 190L247 191L248 193H253V192H258V191H256L255 189H253V190H255V191H251V192H249ZM28 191V190H27ZM42 191V190H41ZM71 191H70V193H71ZM92 191V192H93ZM97 191V190H96ZM99 191V190H98ZM108 191V190H107ZM112 191H114V189H112ZM112 191H109V192H111L112 193ZM116 192H117V190H115ZM114 191V192H115ZM119 191H120V189H119ZM136 191H134L135 193H137ZM142 191V190H141ZM144 191H143V193H144ZM146 191V192H147ZM176 191V192H175ZM177 191H178V195H177ZM188 191V190H187ZM199 191V192H198ZM202 191V190H201ZM215 191H217V190H215ZM239 191V190H238ZM262 191V190H261ZM264 191V190H263ZM63 192V191H62ZM75 192H77V191H75ZM78 192H80V191H78ZM83 191H81V193H82ZM92 192H90V194L92 193ZM101 192V191H100ZM115 192V193H116ZM122 192V189H121V191H120V193ZM132 192V191H131ZM133 192V193H134ZM139 192V191H138ZM145 192V193H146ZM190 193H191V191H189ZM231 192V191H230ZM244 192V191H243ZM242 192V193H243ZM246 192V193H247ZM27 193H29V192H27ZM55 193H56V191H55ZM55 193H53L54 195H55ZM65 193V192H64ZM103 193H106V191L105 192H103ZM110 193V194H111ZM143 193H141V196H143L142 194ZM145 193H144V195H145ZM183 193V192H182ZM186 193V192H185ZM201 193V192H200ZM203 193H204V190H203ZM218 193H221V192H218ZM218 193H216L217 195H218ZM229 193V192H228ZM236 193V192H235ZM238 193V192H237ZM40 194V193H39ZM42 194V196L43 195H45V194H43V193H41ZM49 195L51 194V193H48ZM60 194H61V192H60ZM66 194V193H65ZM64 194V195H65ZM75 194V193H74ZM77 194V193H76ZM85 194V193H84ZM90 194H88L89 196H90ZM107 194H109V193H107ZM113 194V193H112ZM117 194V197H118V193H116ZM140 194V193H139ZM189 193H187L186 195H188ZM197 194H196V196H197ZM202 194V193H201ZM222 194V193H221ZM231 194V193H230ZM234 194V193H233ZM232 194V195H233ZM244 194V193H243ZM253 194H255V193H253ZM257 194V193H256ZM260 194V193H259ZM262 194L264 195V193L262 192ZM19 195V194H18ZM37 195V194H36ZM47 195V194H46ZM46 195H45V197H46ZM62 195V194H61ZM64 195H62V196H64ZM70 195V194H69ZM88 195H87V197H88ZM91 195H95L94 193L93 194H91ZM98 195H99V192H98ZM105 195V194H104ZM114 195V194H113ZM112 195V196H113ZM147 195H145L144 197H146ZM180 195H183V194H180ZM185 195V196H186ZM200 195V194H199ZM205 195H206V193H205ZM208 195H206V200L209 198H207V196ZM226 195V194H225ZM240 195H242L241 194V192H240ZM245 196H246V194H244ZM248 196L250 195V194H247ZM252 195V194H251ZM261 195V194H260ZM41 196V195H40ZM48 196V195H47ZM53 196V195H52ZM55 196H57V195H55ZM55 196H53V200H55ZM66 196H67V194H66ZM71 196V195H70ZM75 196V195H74ZM103 195H101V197H102ZM106 196H108V195H106ZM136 196V195H135ZM202 196H204V195H202ZM201 196V197H202ZM229 196V195H228ZM231 196V195H230ZM238 196V195H237ZM1 197V196H0ZM14 197V196H13ZM30 197V196H29ZM33 197V196H32ZM76 197V196H75ZM110 197V196H109ZM109 197H105L104 199H111V197L109 198ZM136 197H138V195L136 196ZM140 197V196H139ZM188 197V200H189V196H187ZM186 197V198H187ZM194 197V196H193ZM198 197V196H197ZM200 197V196H199ZM216 197H218V196H216ZM224 197V196H223ZM222 197V198H223ZM227 197V196H226ZM257 197H259V196H257ZM263 197V196H262ZM261 196H260V198H262ZM31 198V197H30ZM34 198V197H33ZM32 198V199H33ZM58 198V197H57ZM62 198V197H61ZM77 198H78V194H77ZM99 198H100V195H99ZM116 198V197H115ZM114 198V196H113V199H115ZM120 197H118V199H119ZM142 198V197H141ZM182 198H183V196L182 197H180V199L182 200ZM204 199H205V196L203 197ZM233 198H234V196H233ZM249 198V197H248ZM5 199V198H4ZM31 199V200H32ZM37 199H38V197H37ZM43 199H44V196H43ZM42 199V197H41V199H39V200H41L39 203H37V204H42L43 202H44V200ZM47 199V198H46ZM67 199V198H66ZM100 199H102V198H100ZM99 199V200H100ZM120 199V200H121ZM136 199V198H135ZM190 199H192L191 197H190ZM211 199V198H210ZM209 199V200H210ZM213 199V198H212ZM220 199L221 198H219L218 199V201L219 202H221L220 201ZM245 199V198H244ZM9 200V199H8ZM27 200V199H26ZM30 200V201H31ZM42 200H43V202H42ZM62 200V199H61ZM75 200V199H74ZM82 200V199H81ZM96 200H97V198H96ZM98 200V201H99ZM112 200V199H111ZM116 200V199H115ZM141 200V199H140ZM139 200V201H140ZM180 200V201H181ZM183 200H184V198H183ZM187 200V199H186ZM183 201L184 203L185 202H187V201ZM223 200V199H222ZM226 200V199H225ZM243 200V199H242ZM241 200V201H242ZM249 200V199H248ZM250 200H252V198H250ZM36 200H34V202H35ZM51 201V200H50ZM89 201V200H88ZM94 203H95V198H94ZM93 201H92V198H91V205L93 204ZM102 201V200H101ZM105 201V200H104ZM106 201H109L110 202V200H106ZM105 201V202H106ZM114 200H112L111 202H113ZM117 201V200H116ZM138 200H137V203L139 202ZM191 201V200H190ZM194 201H196L197 202V199H193L192 200V202H190V203H194L195 204V202ZM200 201V200H199ZM198 201V202H199ZM212 201V200H211ZM211 201H209V202H211ZM217 201V200H216ZM254 201V200H253ZM258 201V200H257ZM10 202V201H9ZM36 202H38V200L36 201ZM42 202V203H41ZM47 202V201H46ZM73 203H75L74 201H72ZM71 202V203H72ZM86 202V201H85ZM90 202V201H89ZM88 202V203H89ZM100 202V201H99ZM110 202V203H111ZM127 202V203H126ZM136 201H134L133 203H135ZM202 203H203V199H202V201H201ZM200 202V203H201ZM218 202V203H219ZM234 202V201H233ZM254 202H256V201H254ZM27 203V202H26ZM45 203V202H44ZM51 203V202H50ZM60 203V202H59ZM80 203V202H79ZM82 203H84L83 201H82ZM98 203V202H97ZM104 203V202H103ZM108 203V202H107ZM110 203H109V206H112V205H110ZM130 203V202H129ZM129 203H128V205H129ZM181 203V202H180ZM184 203H182V205L184 204ZM188 203V202H187ZM200 203L198 204V203H196V205L198 204V205H200ZM201 203V204H202ZM205 203V202H204ZM211 203H213V202H211ZM216 203V202H215ZM223 203H224V201H223ZM228 203V202H227ZM242 203H243V201H242ZM245 203V202H244ZM248 203H249V201H248ZM247 203V204H248ZM252 203V202H251ZM258 203V205H259V201L257 202ZM47 204V203H46ZM52 204V203H51ZM76 204H78V203H76ZM111 204H113V203H111ZM171 204H170V206H171ZM208 204V203H207ZM210 204V203H209ZM219 204H221V203H219ZM230 204V203H229ZM236 204V203H235ZM234 204V205H235ZM238 204V203H237ZM261 204V203H260ZM264 204V203H263ZM1 205V204H0ZM35 205V204H34ZM89 205V204H88ZM94 205L95 204H93V208H94ZM106 205H108V204H106L105 203V206ZM127 205V206H128ZM138 205V204H137ZM177 205H180L179 203L177 204ZM188 205L189 204H187V206L186 207H188ZM190 205H192V204H190ZM189 205V206H190ZM198 205L196 206V207H198ZM203 205V204H202ZM205 205V204H204ZM211 205V204H210ZM228 205V204H227ZM226 205V206H227ZM231 205V204H230ZM248 205H250V204H248ZM255 205H256V203H255ZM254 205V206H255ZM262 205V204H261ZM38 206V205H37ZM43 206V205H42ZM50 205H48V207H49ZM55 206V205H54ZM72 206V205H71ZM76 206V205H75ZM81 206V204L79 205V207ZM86 206H87V203H86ZM126 206V207H127ZM131 206V205H130ZM133 206V205H132ZM136 206V205H135ZM184 206L185 205H183V209L184 210H186V207L184 208ZM195 206V205H194ZM209 206V205H208ZM214 206V205H213ZM219 207H220V205H218ZM223 207V208H227V207ZM238 206V205H237ZM239 206H241V205H239ZM251 206H253V204L251 205ZM15 207V206H14ZM45 207V206H44ZM52 207V206H51ZM84 207H85V204H84ZM96 207V206H95ZM113 207V206H112ZM111 207V208H112ZM123 207H125V206H123ZM138 208H139V205L137 206ZM137 207H135L136 208V210L138 209ZM168 207V206H167ZM174 207V206H173ZM173 207H171V210L173 209ZM176 207V206H175ZM174 207V208H175ZM193 208L194 209V207L193 206H190L189 207V209L190 208ZM201 207V206H200ZM198 208L199 210L202 208ZM222 207V206H221ZM229 207H231V206H229ZM228 207V208H229ZM248 207H250V206H248ZM256 207H258V206H256ZM255 207V208H256ZM260 207V206H259ZM258 207V208H259ZM264 207V206H263ZM6 208H7V205H6ZM71 208V207H70ZM90 208H92L91 206L89 207V209ZM104 208H106V207H104ZM131 208V207H130ZM164 208V207H163ZM165 208H166V206H165ZM179 208H182L181 207V205H180V207ZM231 208H233V207H231ZM247 208V207H246ZM10 209V208H9ZM38 209H40V206H39V208ZM44 209V208H43ZM58 209V208H57ZM65 209V208H64ZM74 209V208H73ZM80 209V208H79ZM82 209V208H81ZM113 209V208H112ZM189 209H187V210H189ZM193 209H192V211H193ZM211 209H213V208H211ZM222 209V208H221ZM235 209H238V208H235ZM234 209V210H235ZM249 209V208H248ZM254 209V208H253ZM48 210H49V208H48ZM88 210V209H87ZM87 210H83L84 212H86ZM94 210H96L95 208H94ZM93 210V211H94ZM119 210V211H120ZM126 209L124 208V210L123 211H125ZM134 210V209H133ZM135 210V211H136ZM170 210V209H169ZM174 210V209H173ZM175 210H177V212L179 213L180 211H178V207L175 209ZM180 210V209H179ZM214 210V209H213ZM217 210V209H216ZM215 210V212H217ZM229 210V209H228ZM243 210H246V209H244L243 208ZM251 210V209H250ZM256 210V209H255ZM6 211V210H5ZM29 211V210H28ZM32 211V210H31ZM39 211V210H38ZM41 212H37L36 211V213H39V215H40V213H42V208H41V210H40ZM47 211V210H46ZM45 211V212H46ZM82 211V210H81ZM90 212H91V214H92V217H94L95 218V220L97 221L98 220V222H99V219H96V216L100 213L99 211V213L97 214V210L95 211L96 212V214L93 212L92 213V210L90 209L89 210ZM100 211H102V210H100ZM113 211V215H114V212H116L114 209L112 210ZM122 211V212H123ZM135 211H133V212H135ZM144 211V212H143ZM166 211V210H165ZM183 211V210H182ZM191 210H189V212H190ZM196 211V212H195ZM195 211H193L192 213H196L197 214V212H199V211H197V210H195ZM222 211V210H221ZM253 211V210H252ZM258 212H259V210H257ZM261 211H262V209H261ZM263 211H264V209H263ZM59 212V211H58ZM62 212V211H61ZM73 212V211H72ZM90 212H87L86 214L88 215V218H89V215L90 214H88V213H90ZM109 212V211H108ZM189 212H187L186 211V213H189ZM243 212V211H242ZM246 212V211H245ZM5 213H7V212H5ZM33 213V212H32ZM36 213H35V216H36ZM47 213V212H46ZM48 213H50V212H48ZM127 213V212H126ZM174 213V212H173ZM182 213V212H181ZM191 213V214H192ZM224 213H225V211H224ZM223 213V214H224ZM252 213V212H251ZM257 213V212H256ZM260 213V212H259ZM262 213V212H261ZM52 214V213H51ZM50 214V215H51ZM63 214V213H62ZM68 215H69V213H67ZM71 214V213H70ZM78 214V213H77ZM84 214V213H83ZM86 214H84L85 216H86ZM94 214V215H93ZM102 214H103V216H105L106 217V215H104L105 214V212L103 213L102 212ZM101 214V215H102ZM118 214H120V213H118ZM118 214H115V218H118V217H122V218H125V216L124 215H122V216H120V215H118ZM123 214H124V212H123ZM133 214V213H132ZM166 214V213H165ZM175 214H176V211H175ZM174 214V215H175ZM180 214V213H179ZM179 214H177V218H178V215ZM185 214V213H184ZM191 214H189L190 216H191ZM194 214H192V215H194ZM215 214H218V213H215ZM220 214V213H219ZM226 214H228V212H227V209H226ZM234 214V213H233ZM238 213L236 212V215H237ZM254 214V213H253ZM42 215V217H40V220L43 218V215H45V213L43 212V214H41ZM50 215H49V217H50ZM74 215H75V212H74ZM73 215V216H74ZM79 215H80V212H79ZM82 215V214H81ZM96 215V216H95ZM100 215V214H99ZM113 215H111L112 216V218H113ZM118 215V216H117ZM128 215H130V214H128ZM136 215H137V213H136ZM141 215V216H142ZM173 215V214H172ZM182 215V214H181ZM213 215V214H212ZM225 215V214H224ZM224 215H221V217L222 216H224ZM235 215V216H236ZM262 215V214H261ZM16 216V215H15ZM34 216V217H35ZM46 216H48V215H46ZM57 216V215H56ZM71 216V215H70ZM83 216V215H82ZM82 216H81V218H82ZM109 216V213H108V215H107V217ZM117 216V217H116ZM134 216H135V213H134ZM133 216V217H134ZM138 216V215H137ZM136 216V217H137ZM139 216H140V214H139ZM141 216L139 217V218H141ZM176 216V215H175ZM184 216V215H183ZM182 216V217H183ZM210 216V218H211V215H209ZM241 216V215H240ZM244 216V215H243ZM256 216V215H255ZM263 216H264V214H263ZM25 217V216H24ZM52 217H54V216H52ZM61 217V216H60ZM66 217V216H65ZM78 217V216H77ZM99 217V216H98ZM106 217V218H107ZM136 217H135V220H137L136 219ZM148 217V216H147ZM180 217V216H179ZM185 217V216H184ZM213 217V216H212ZM230 217V216H229ZM234 217V216H233ZM238 216H236L235 218H237ZM259 217V216H258ZM37 218H39V217H37ZM37 218H35V219H37ZM45 218V217H44ZM64 218V217H63ZM67 218V220H68V217H66ZM86 218H87V216H86ZM85 218V219H86ZM90 218H91V216H90ZM93 218V219H94ZM102 219H103V217H101ZM106 218L103 220V221H105L106 220ZM122 218H121V220H122ZM128 218V217H127ZM138 218V217H137ZM146 218V217H145ZM189 218V217H188ZM191 218H192V216H191ZM199 218H201V217H199ZM203 218H204V216H203ZM205 218H206V216H205ZM203 219V220H206V219ZM208 218V217H207ZM214 218V217H213ZM217 218V217H216ZM219 218V217H218ZM223 218V217H222ZM226 218V217H225ZM231 218V217H230ZM239 218V217H238ZM243 218V217H242ZM244 218H245V216H244ZM249 218V217H248ZM49 219V218H48ZM52 219V218H51ZM54 219V218H53ZM61 219H62V217H61ZM61 219H59L60 221H61ZM83 219H84V216H83ZM82 219V220H83ZM92 219V220H93ZM110 219V218H109ZM119 219V218H118ZM143 219H144V217H143ZM181 219V218H180ZM194 221H195V216H194ZM197 219V218H196ZM232 219V218H231ZM34 220V219H33ZM40 220L38 219V221L40 222ZM43 221H45L44 219H42ZM50 220V219H49ZM48 220V221H49ZM114 220V219H113ZM112 220V221H113ZM120 220V219H119ZM126 220V219H125ZM134 220V219H133ZM139 220V219H138ZM137 220V221H138ZM142 220V219H141ZM177 220V219H176ZM175 220V223H177V221ZM186 220H188L187 218H186ZM189 220H191L190 218H189ZM211 220V219H210ZM219 220V219H218ZM224 220V219H223ZM233 220H234V218H233ZM237 220V219H236ZM3 221V220H2ZM5 221V220H4ZM35 221V220H34ZM34 221H32L33 223H34ZM42 221V222H43ZM64 221V220H63ZM69 221V220H68ZM70 221H72V220H70ZM85 221V220H84ZM88 221V223H89V219L87 220ZM102 221V220H101ZM116 221H117V219H116ZM116 221H113V222H115V224L117 223ZM123 221H124V219H123ZM140 221V220H139ZM146 221V220H145ZM171 221H173V222H171ZM201 221V220H200ZM31 222V223H32ZM41 222V224H39L40 226H42L44 223H42ZM46 222V221H45ZM54 222V221H53ZM52 222V220L48 223L49 224V226H51V224L53 223ZM56 222V221H55ZM55 222H54V224H55ZM86 222V221H85ZM106 222H109L108 220H106ZM127 223H128V220L126 221ZM158 222H156V223H158ZM189 222V221H188ZM195 222H197V220L195 221ZM199 222V221H198ZM197 222V223H198ZM203 222V221H202ZM206 222V221H205ZM256 222V221H255ZM263 222V221H262ZM29 223V222H28ZM30 223V224H31ZM51 223V224H50ZM58 223V222H57ZM71 223V222H70ZM82 223H83V221H82ZM87 223V222H86ZM104 223V222H103ZM122 223V222H121ZM126 223V224H127ZM129 223H130V220H129ZM128 223V224H129ZM133 223V222H132ZM137 223V222H136ZM178 223H179V220H178ZM178 223L176 224V226H178ZM35 224H36V222H35ZM37 224H38V222H37ZM62 224H63V222H62ZM90 224H92V223H90ZM98 224V223H97ZM97 224H95L96 226H97ZM100 224H102V222L100 223ZM100 224H99V228H101L100 227ZM187 224V223H186ZM194 224V227H195V223H193ZM193 224H191V225H193ZM206 224V223H205ZM211 224H212V222H211ZM211 224H209V226L208 227H210V225ZM216 224V223H215ZM236 224H237V222H236ZM264 224V223H263ZM33 225V224H32ZM31 225V226H32ZM56 225V224H55ZM55 225H53L54 227H55ZM59 224H57V226H58ZM67 225V224H66ZM69 226L71 225V224H68ZM80 225V224H79ZM82 225V224H81ZM83 225H84V223H83ZM82 225V226H83ZM105 225V224H104ZM108 225V224H107ZM110 225V224H109ZM121 225V224H120ZM130 225V224H129ZM136 225V224H135ZM146 225V224H145ZM196 225H198V224H196ZM226 225V224H225ZM253 225V224H252ZM21 226V225H20ZM45 226H46V228H47V222H46V224L44 225V226H42L43 228H36L37 230H42L43 231V229H45ZM63 226H64V224H63ZM69 226H68V228H69ZM78 226V225H77ZM81 226V227H82ZM95 226V227H96ZM102 226H103V224H102ZM111 226V225H110ZM109 226V227H110ZM115 226H118L117 224L115 225ZM122 226H123V228L124 227H127L126 225L124 226V222H123V224H122ZM164 226V227H165ZM172 226H174V227H172ZM180 226V225H179ZM188 226V225H187ZM204 226H206V225H204ZM219 226V225H218ZM227 226V225H226ZM236 226V225H235ZM234 226V227H235ZM244 227H245V224L243 225ZM254 226V225H253ZM34 227V226H33ZM36 227V226H35ZM59 227H61V225L59 226ZM80 227V228H81ZM109 227H107V228H104V229H108L109 230ZM129 227V226H128ZM127 227V228H128ZM135 227V226H134ZM138 227V226H137ZM148 227V226H147ZM170 227L168 228L170 231H171V229H170ZM192 227V226H191ZM193 227V228H194ZM228 227H229V224H228ZM49 228V227H48ZM62 228V227H61ZM67 228V229H68ZM70 228H72L71 226H70ZM76 228V227H75ZM92 228V227H91ZM102 228V229H103ZM118 228H119V226H118ZM121 229H122V227H120ZM120 228H119V230H120ZM126 228V229H127ZM136 228V227H135ZM151 228V227H150ZM163 228V227H162ZM179 228H181V226L179 227ZM178 228V229H179ZM212 228H213V226H212ZM217 228V227H216ZM220 228V227H219ZM50 229H51V227H50ZM56 229H57V227H56ZM76 229H78V228H76ZM96 229H98V228H96ZM103 229V230H104ZM110 229H111V227H110ZM116 229V228H115ZM154 229V228H153ZM175 229L176 228H174L173 230L175 231ZM206 229H208V228H206ZM215 229V228H214ZM229 229H231V228H229ZM255 229V228H254ZM264 229V228H263ZM34 230V229H33ZM47 230V229H46ZM64 230H65V227H64ZM64 230H62V232L64 231ZM74 230V229H73ZM72 230V231H73ZM78 230H80V229H78ZM86 230H89V229H86ZM92 230V229H91ZM94 230V229H93ZM113 230H114V228H113ZM123 230V229H122ZM122 230H120V233L122 232ZM129 230V229H128ZM151 229H149V231H150ZM158 230V233H161L162 234V232L160 231V229L158 228V229H156L155 231H157ZM162 230V229H161ZM172 230V231H173ZM197 230V229H196ZM202 230V229H201ZM212 230V229H211ZM211 230H209V231H211ZM226 230V229H225ZM234 230V229H233ZM246 230V229H245ZM253 230V229H252ZM19 231V230H18ZM47 231H49V229L47 230ZM47 231H46V233H47ZM55 231V229H52L51 230V232H54ZM59 231V230H58ZM61 231V230H60ZM83 231V230H82ZM100 231H102V230H100ZM115 232H116V230H114ZM125 231V230H124ZM133 231V230H132ZM152 231V230H151ZM154 231V230H153ZM162 231H164V230H162ZM167 231V230H166ZM169 231V232H170ZM178 231V230H177ZM183 231V230H182ZM181 231V232H182ZM204 231H206V230H204ZM203 231V232H204ZM242 231H244V230H242ZM259 231V230H258ZM16 232V231H15ZM21 232V231H20ZM50 231L48 232V236L50 237L49 239H50V241L49 242H51V237L53 238V236H51L50 235V233H51ZM69 232V231H68ZM97 232V231H96ZM144 232V231H143ZM168 232V231H167ZM168 232V233H169ZM176 232V231H175ZM174 232V233H175ZM180 232V231H179ZM190 232H191V230H190ZM214 232V231H213ZM213 232H212V234H213ZM227 232H228V230H227ZM251 232V231H250ZM254 232V231H253ZM30 233V232H29ZM43 233V232H42ZM45 232L43 233V236L46 234ZM55 234H56V232H54ZM73 233V232H72ZM71 233V234H72ZM80 232H78V234H79ZM88 233V232H87ZM90 233V232H89ZM94 233H95V231H94ZM93 233V234H94ZM118 233V232H117ZM147 233V232H146ZM151 233V232H150ZM164 233V232H163ZM168 233H166V234H168ZM186 233H187V231H186ZM192 233V232H191ZM197 233H198V231H197ZM208 233V232H207ZM223 233V232H222ZM34 234H37V233H35L34 232ZM60 234V233H59ZM58 234V235H59ZM67 234V233H66ZM70 234V233H69ZM91 234H92V232H91ZM101 234V233H100ZM99 234V235H100ZM103 234H105L106 235V233H103ZM108 235H109V233H107ZM112 234V233H111ZM113 234H114V232H113ZM132 234V233H131ZM165 234V235H166ZM179 234V233H178ZM251 234V233H250ZM256 234V233H255ZM1 235H3V234H1ZM37 235H39V231H38V234ZM41 235V234H40ZM62 235V234H61ZM65 235V234H64ZM63 235V237H65ZM73 235H75V234H73ZM81 235V234H80ZM79 235V236H80ZM86 235V234H85ZM96 235V234H95ZM97 235H98V233H97ZM102 235V234H101ZM108 235H107V237H108ZM116 235H119V234H116ZM133 235V234H132ZM152 235V234H151ZM173 235V234H172ZM171 235V236H172ZM188 235V234H187ZM200 235V234H199ZM198 235V236H199ZM216 235V234H215ZM228 235V234H227ZM227 235H226V237H227ZM231 235V234H230ZM249 235V234H248ZM8 236V235H7ZM48 236L46 237V235L43 237V240L41 241L44 245L45 244H47V243H44L43 241L44 240H48ZM57 237V235H54V237ZM60 236V235H59ZM67 236V235H66ZM79 236H77L76 237V240L77 239H81L82 238V235H81V238H79ZM120 236V235H119ZM131 236V235H130ZM168 237H169V235H167ZM166 236V237H167ZM170 236V237H171ZM177 236V235H176ZM189 236H191V235H189ZM194 236H196V235H194ZM206 236H207V234H206ZM212 236H214V235H212ZM239 236V235H238ZM245 236H247V235H245ZM251 236V235H250ZM261 236V235H260ZM4 237V236H3ZM9 237V236H8ZM33 237V236H32ZM47 238V239H44V238ZM56 237H55V239H56ZM62 237V236H61ZM61 237H60V239H61ZM71 237V236H70ZM73 237H75V236H73ZM73 237H72V240H74L73 239ZM91 237H92V239H93V236L91 235ZM114 237V236H113ZM127 237V236H126ZM134 237V236H133ZM154 237V236H153ZM161 237V236H160ZM165 237V236H164ZM167 237V239H170V238H168ZM175 237V236H174ZM173 237V238H174ZM180 237V236H179ZM202 237H203V235H202ZM210 237V236H209ZM208 237V238H209ZM216 237V236H215ZM18 238V237H17ZM35 238V237H34ZM34 238H32V239H34ZM41 238H42V236H41ZM58 238V237H57ZM68 238H69V235H68ZM67 238V239H68ZM83 238H85L84 236H83ZM87 238V237H86ZM119 238V237H118ZM125 238V237H124ZM138 238V237H137ZM158 238V237H157ZM196 238H198V237H196ZM195 238V239H196ZM220 238V237H219ZM231 238V237H230ZM233 238H234V236H233ZM245 238V237H244ZM253 238V237H252ZM1 240H2V238H0ZM4 239V238H3ZM6 239V238H5ZM55 239L53 238L52 240H54L53 242L55 243L56 241H55ZM64 239H66V238H64ZM99 239V238H98ZM117 239V238H116ZM135 239H136V237H135ZM163 239V238H162ZM161 239V240H162ZM172 239V238H171ZM207 239V238H206ZM237 239V238H236ZM250 239V238H249ZM31 240V239H30ZM57 240V239H56ZM58 240H59V238H58ZM62 241H63V239H61ZM70 240V239H69ZM68 240V241H69ZM87 240V239H86ZM91 240V239H90ZM125 240H127V239H125ZM125 240H124V242H125ZM172 240H175V239H172ZM177 240V239H176ZM182 240V239H181ZM198 240V239H197ZM204 240V239H203ZM211 240V239H210ZM213 240V239H212ZM241 240V239H240ZM244 240V239H243ZM4 241V240H3ZM60 241V240H59ZM80 242H81V245H82V241L81 240H79ZM78 241V242H79ZM89 241V240H88ZM87 241V242H88ZM92 241H96L97 242V240H95V236H94V240H91V242ZM130 241V240H129ZM168 241V240H167ZM177 241H179V240H177ZM199 241V240H198ZM246 241V240H245ZM250 241V240H249ZM2 242V241H1ZM0 242V243H1ZM36 242V241H35ZM34 242V243H35ZM38 242H40V241H38ZM52 242V243H53ZM70 242V241H69ZM72 242V241H71ZM70 242V244L72 245V243ZM83 242H85V241H83ZM96 242H94V243H96ZM107 242V241H106ZM149 242V241H148ZM170 242H171V240H170ZM175 242V241H174ZM180 242V241H179ZM179 242H178V244H179ZM201 242V241H200ZM203 242V241H202ZM206 242V241H205ZM228 242V241H227ZM234 242V241H233ZM236 242V241H235ZM241 242V241H240ZM37 243V242H36ZM35 243V244H36ZM75 243H76V241H75ZM86 243V242H85ZM109 243V242H108ZM135 243V242H134ZM144 243V242H143ZM160 243V242H159ZM185 243V242H184ZM187 243V242H186ZM185 243V244H186ZM211 243V242H210ZM245 243V242H244ZM43 244L41 245V246H43ZM62 244H63V242H62ZM65 244V243H64ZM63 244V245H64ZM70 244H69V246H70ZM74 244V243H73ZM78 244V247L80 246V244L79 243H77ZM77 244H74V246H76ZM84 244V243H83ZM91 244V243H90ZM90 244H88L90 247H91V245ZM106 244V243H105ZM104 244V245H105ZM125 244H127V241H126V243ZM158 244V243H157ZM171 244V243H170ZM181 244V243H180ZM198 244V243H197ZM201 244V243H200ZM212 244V243H211ZM221 244V243H220ZM224 244V243H223ZM223 244H221L222 246H223ZM231 244V243H230ZM28 245V244H27ZM51 246H52V248H53V246H59L60 244H50ZM66 245V244H65ZM64 245V246H65ZM93 245H95V244H93ZM92 245V246H93ZM100 245V244H99ZM159 245V244H158ZM176 245H177V242H176ZM237 245V244H236ZM240 245V244H239ZM261 245V244H260ZM34 246V245H33ZM40 246V245H39ZM49 247V244L48 245H46V247ZM63 246V247H64ZM68 246V247H69ZM74 246H71V247H73L72 249L74 250L75 249V247ZM83 246H85V244L83 245ZM128 246V245H127ZM148 246V245H147ZM152 246V245H151ZM153 246H155L154 244H153ZM161 246V245H160ZM164 246V245H163ZM210 246V245H209ZM221 246V247H222ZM238 246V245H237ZM259 246V245H258ZM257 246V248H259ZM2 247V246H1ZM5 246H3V248H4ZM26 247H28V246H26ZM48 247L45 249V248H43L42 247V250H43V252H44V249H45V251L47 250V252L51 249V248H49L48 249ZM60 247H61V245H60ZM59 247V248H60ZM70 247V248H71ZM78 247H77V249H78ZM86 247V246H85ZM96 247V246H95ZM103 247V246H102ZM122 247V246H121ZM131 247V246H130ZM178 247L180 248V245H178ZM188 247V246H187ZM192 247V246H191ZM212 247V246H211ZM230 247V246H229ZM233 247V246H232ZM253 247V246H252ZM25 248V247H24ZM35 248H37V247H35ZM55 248H58V247H54L53 249L55 250ZM62 248V247H61ZM61 248H60V250H61ZM87 248H89V247H87ZM119 248V247H118ZM129 248V247H128ZM132 248H133V246H132ZM143 248V247H142ZM159 248V247H158ZM164 248V247H163ZM175 248V247H174ZM183 247H181V249H182ZM185 248H186V246H185ZM249 248H251V247H249ZM249 248H247V249H249ZM255 248V247H254ZM264 248V247H263ZM17 249V248H16ZM19 249V248H18ZM31 249V248H30ZM40 249H41V247H40ZM53 249H51V250H53ZM66 249V251L69 249H67V248H65ZM82 250H83V248H81ZM93 249V248H92ZM95 249V248H94ZM93 249V250H94ZM108 249V248H107ZM111 249V248H110ZM176 249H178V248H176ZM191 249V248H190ZM214 249V248H213ZM222 249H224V248H222ZM236 249H237V247H236ZM238 249H239V247H238ZM246 249V250H247ZM261 249V248H260ZM1 250V249H0ZM63 251H64V248L62 249ZM76 250V249H75ZM81 250V251H82ZM84 250H86V249H84ZM83 250V251H84ZM91 250V249H90ZM90 250H88V253H89V251ZM92 250V252H94ZM95 250H97V249H95ZM113 250V249H112ZM140 250V249H139ZM188 250V249H187ZM37 251V250H36ZM39 252L41 251V250H38ZM37 251V252H38ZM56 251V250H55ZM62 251V252H63ZM68 251H70L69 253H71V250L69 249ZM67 251V252H68ZM77 251V250H76ZM82 251V254H84V252ZM87 251V250H86ZM103 251V250H102ZM108 251V250H107ZM115 251V250H114ZM166 251V250H165ZM184 251H186L185 249H184ZM183 251V252H184ZM228 251V250H227ZM250 251V250H249ZM264 251V250H263ZM262 251V252H263ZM4 252H6L5 250H4ZM17 252V251H16ZM27 252H28V250H27ZM35 252V251H34ZM38 252V253H39ZM42 252V251H41ZM42 252V253H43ZM46 252V253H47ZM61 252V251H60ZM65 252V251H64ZM78 252V251H77ZM91 252V253H92ZM175 252V251H174ZM181 252V251H180ZM187 252V251H186ZM186 252H184V253H186ZM229 252V251H228ZM245 252V251H244ZM255 252V251H254ZM7 253V252H6ZM25 253V252H24ZM33 253V252H32ZM36 253V252H35ZM34 253V254H35ZM51 253V252H50ZM57 253H58V251H57ZM95 253V252H94ZM113 253V252H112ZM129 253H131V252H129ZM176 253V252H175ZM229 253H231V252H229ZM241 253V252H240ZM252 253V252H251ZM10 254V253H9ZM43 254H45V252L43 253ZM49 254V253H48ZM60 254V253H59ZM64 254H66V252L65 253H63L62 255H64ZM98 254V253H97ZM132 254V253H131ZM187 254V253H186ZM185 254V255H186ZM189 254H190V252H189ZM197 255H198V253H196ZM242 254V253H241ZM29 255V254H28ZM30 255H31V253H30ZM36 255V254H35ZM47 255V254H46ZM51 255V254H50ZM58 255V254H57ZM56 255V256H57ZM61 255V254H60ZM68 254H66V256H67ZM71 255V254H70ZM86 254H84L83 256H85ZM88 255V254H87ZM86 255V256H87ZM90 255V254H89ZM105 255V254H104ZM111 255H113V254H111ZM137 255V254H136ZM167 255V254H166ZM195 255V254H194ZM230 255V254H229ZM238 255V254H237ZM261 255V254H260ZM40 256H45V255H40ZM40 256H39V258H40ZM53 256V255H52ZM55 256V255H54ZM53 256V257H54ZM91 256V255H90ZM110 256V255H109ZM130 256V255H129ZM133 256V255H132ZM147 256V255H146ZM176 256H177V254H176ZM196 256V255H195ZM202 256V255H201ZM200 256V257H201ZM231 256V255H230ZM239 256H240V254H239ZM261 256H264V255H261ZM22 257V256H21ZM46 258H47V256H45ZM51 257V256H50ZM63 258H64V256H62ZM114 257V256H113ZM117 257V256H116ZM192 257V256H191ZM194 257V256H193ZM197 257V256H196ZM215 257V256H214ZM229 257V256H228ZM232 257V256H231ZM256 257V256H255ZM18 258V257H17ZM42 258H44V257H41V260H42ZM56 258V257H55ZM63 258H61V259H63ZM98 258V257H97ZM120 258V257H119ZM141 258V257H140ZM139 258V259H140ZM146 258V257H145ZM186 258V257H185ZM189 258V257H188ZM216 258V257H215ZM238 258V257H237ZM241 258H242V256H241ZM245 258V257H244ZM263 258V257H262ZM48 259H50L49 257H48ZM51 259H53L52 257H51ZM72 259V258H71ZM89 259V258H88ZM147 259V258H146ZM171 259V258H170ZM194 259H195V257H194ZM219 258H217V260H218ZM227 259V258H226ZM243 259V258H242ZM246 259V258H245ZM44 260V259H43ZM54 260V259H53ZM94 260V259H93ZM110 260V259H109ZM119 260V259H118ZM123 260V259H122ZM125 260V259H124ZM150 260V259H149ZM154 260V259H153ZM157 260V259H156ZM187 260V259H186ZM190 259H188L187 261H189ZM216 260V261H217ZM258 260H259V258H258ZM39 261V260H38ZM61 261V260H60ZM60 261H59V263H60ZM63 262L65 261V260H62ZM81 261V260H80ZM79 261V262H80ZM85 261V260H84ZM86 261H88V260H86ZM127 261V260H126ZM133 261V260H132ZM137 261V260H136ZM145 261V260H144ZM173 261V260H172ZM190 261H192V260H190ZM234 261V260H233ZM47 262V261H46ZM63 262H61V263H63ZM205 262H208V261H205ZM219 262H221V261H219ZM231 262V264H232V261H230ZM239 262V261H238ZM237 262V263H238ZM246 262V261H245ZM261 262V261H260ZM13 263V262H12ZM39 263V262H38ZM60 263V264H61ZM75 263V262H74ZM96 263V262H95ZM119 263V262H118ZM149 263V262H148ZM172 263V262H171ZM188 263V262H187ZM204 263V262H203ZM217 263V262H216ZM223 263V262H222ZM227 263V262H226ZM253 263V262H252ZM1 264V263H0ZM37 264V263H36ZM45 264V263H44ZM127 264V263H126ZM139 264V263H138ZM153 264H154V262H153ZM167 264H168V262H167ZM185 264V263H184ZM189 264V263H188ZM191 264H193V263H191ZM214 264H215V262H214ZM235 264V263H234ZM245 264V263H244ZM247 264V263H246Z\"/></svg>","mask_w":264,"mask_h":264},{"label":"rangeland","instance_id":"2","mask_svg":"<svg viewBox=\"0 0 264 264\" xmlns=\"http://www.w3.org/2000/svg\"><path fill=\"white\" fill-rule=\"evenodd\" d=\"M64 1V3H63V5H64V8H63V5L62 4H60V5H62L61 7L66 11V12H68V13H66L65 15H63V16H61L62 18H60V19H62V20H60L59 18H58V20H55V21H51L50 22V24L49 25H47V27H40V28H36V29H32V31L30 30V31H27L26 30V32H25V29H24V31H23V29L21 30L22 31V33L19 31V32H17V34H18V37L16 38L17 40H15V38H12V36L10 35V37L12 38V39H10V37H7V38H5L6 37V35L7 36H9V30L7 29V27H5L6 26V23H5V16H4V19L1 17L2 15L1 14H3L2 12H3V10H2V8H0V11H2L1 12V14H0V20H1V28L0 29H3V30H0V32L2 33H0V56H2V60L3 61H1V57H0V65H1V69L3 70V68H4V70L5 69H7V67H9V69H7V72H9V71H12V72H9L8 74H7V72H5L4 70L2 71V70H0L1 72H0V76L2 77V78H0V79H2V80H0L1 81V86L3 87V88H5L4 89V91L6 92V94H5V92H4V97L6 98L5 100L6 101H8V102H6V104H7V107L9 108V110L11 109V108H13L14 106L15 107H17V106H19L20 105V107H17V108H15V110H16V113H15V110H13V109H11L10 111L8 110V108L5 106V108L7 109V112L8 113H10L11 111H13L12 112V114H10L9 115V118H11V115H12V120L13 121H15L14 123L16 124L17 123V125H15L14 123H12V120L10 121L9 120V123H11V125L9 124V128H8V131H6V133H5V135L4 136H2V141L4 142V144L6 143V145H7V149L9 150L8 151V158L6 159V161L5 162H3V164L2 165H0V238H2V240L0 239V263L1 264H60L61 262H63L62 260H65L63 263H61V264H153V262H154V264H167V262H168V264H191V263H193V264H214V262H215V264H231V262L230 261H232V264H264V256H261V255H264V216H263V214H264V211H263V209H264V195L262 194V192L264 193V154H261V155H258L257 157H254V158H261L260 159V161H259V159L257 160V159H255L256 160V163H258L257 165H255L256 163H254L255 161H254V158H253V156H251V150H252V146L250 147L249 145V143L247 144H243V145H241V147H239L240 149L243 147V149H239L240 151H241V153H238L239 151H237V153H238V156L237 157H235L234 159V166H233V162L232 163H230V165L231 166H233V167H231L232 169L233 168H235L236 167V169L238 168V171H236V169H233L235 172H237V173H234L233 171H232V169L230 170H226L224 167V169H223V174L225 173V175H221V176H219L220 177V180H219V184L221 183V185H218L217 187L219 188H215V190H217V191H215L214 190V192H215V194H212L211 196L212 197H210L209 195H208V188H206V187H202V188H200L199 189V191L202 193H200L199 191V194H197V192H196V194H197V196H196V194H194L195 192H194V190L192 189V187H190L189 185H181V187L183 188V189H181V187H179V193L180 194H183V195H180L179 194V196L180 197H182L183 196V198H184V200H183V198H182V200L180 199V197H179V199L177 200V201H179V202H177V204L179 203L180 205H181V207L182 208H179L180 207V205H172L171 203V206H170V204H168L167 203V205H163L162 206V208H161V211L163 212L164 211V215L167 217L168 216V218H170L171 219V217L170 216H173L172 218H173V220H174V217L177 219H175L176 221H177V223H178V220H179V223H178V226H176V224L177 223H175V220H174V224H175V227L174 226H172V227H174V228H176L175 229V231L173 230L174 228H171L170 226H162L158 221H155V220H150V222H147L150 218V215H147V214H143L142 215V212H141V210H143L142 209V207H140V202L141 201H144L145 199H147V197H149V195H147V193L149 194V191H144L142 188L143 187H145L144 186V184L143 183H136V184H132V185H130V187L128 188V190H127V192L128 191H130V192H128V194H129V198H128V201H129V199L130 200H132V201H129L128 203H129V205H128V203L127 204H125V205H122V210H120V208H119V206L121 207V205L120 204H118V207H115V206H117V204L116 203H118V201H119V203L120 202H123V200L121 199V196L120 195H122V197H124L125 195H123L125 192H124V190H123V188L121 187V186H123V185H125L124 183H127L126 182V179H127V181L129 180V176H127L126 174H128L127 173V171L129 172V170H134V168H135V166H136V164L134 163V162H129V161H131L130 159H127V163L129 164V166H128V164L126 165V166H128V167H126V169H124V171H119V172H116V170H112V169H110L111 167H110V164H114L115 162H116V159L114 158V155L112 156V154L114 153V154H116L115 152H117V151H119L120 150V148L118 147V146H120L121 147V145H119L120 144V142H118L117 143V145H116V142L114 143V141L115 140H113V141H111V143H112V145L110 146V145H108V146H106L105 144H109V142H110V138H111V136L115 133V131H118V130H120V129H123V128H121V126L122 127H125V124H126V121H125V119H124V117H122L121 118V116H123V114H121L122 112H123V101H121V102H119V100H122V98L123 97H121V99H120V96H123V90L127 87L126 85H125V87H121L120 89H122V88H124L123 90H122V93H121V90H120V92L119 93H117L116 94V96L118 97V102H115L114 104H113V99H112V92H109V91H111V89L109 88L108 89V86L110 87V82L108 83V82H106V79L108 78V80H112V77H114V76H112V75H115V65L116 64H119L118 62H119V60H117L118 58H117V54H115V52H117V53H119V51H120V48L123 46L124 47V45H126L125 47H128L127 45H128V42L130 43L131 41H129V40H131V39H133L132 40V42H134L135 40H136V37H138V36H140V35H142V37L143 36H146L145 35V32H146V30H149V27H148V25L147 24H149V19L152 17V16H150V17H148L147 15L150 13V15L151 14H153L155 11V9H158V7H160V5H161V3L160 2H162V0H160V1H158V0H154V1H156V2H154L153 0V2H151V1H149V0H126V1H128V2H124V0H121V2H120V0L118 1V0H116V1H114V0H109V2H108V0H104L103 1V3H102V0H89V2H88V0H87V2L88 3H86V0H81V1H83V2H85V3H83L82 2V4H81V1L79 2L78 0H73V2L71 3V5H73V6H75V8H74V12H71L72 10H70L71 9V5L69 4V2L70 1H72V0H68V2L66 1V0H63ZM107 2V3H104V2ZM135 1V2H134ZM144 1V2H143ZM145 1H146V3H145ZM148 1V2H147ZM157 1H158V3L160 4V5H157L158 3H157ZM67 2V3H66ZM75 2V3H74ZM94 2V3H93ZM99 4H98V3ZM115 2V3H114ZM117 2H119L118 4H117ZM137 2V3H136ZM150 2L151 3H155V5L154 4H151V6L153 7H151V8H149V10H148V6H149V4H150ZM77 3H78V5H77ZM92 3H93V6H92ZM96 3V4H95ZM110 3V5H108ZM125 3V4H124ZM131 3V4H130ZM141 3V4H140ZM147 3H149V4H147ZM94 4H95V6H94ZM123 4V5H122ZM132 5L133 4V6H130V5ZM139 4V6L137 7V5ZM145 4H147V6H145ZM56 5V4H55ZM59 5V4H58ZM68 5V6H67ZM69 5L71 6V7H69ZM119 7L120 5L122 6H120L119 8H120V11H119V8H116L117 6ZM127 5V6H126ZM86 6V7H85ZM92 6V7H91ZM111 7V11L109 10L110 8L109 7ZM113 6V7H112ZM125 6V7H124ZM129 6V7H128ZM141 6H143L142 8H141V10H140V7ZM156 6V7H155ZM158 6V7H157ZM76 7H78L77 9H76ZM107 9H106V8ZM134 7V8H133ZM135 7H137V8H135ZM147 7V8H146ZM70 8V9H69ZM73 8V7H72ZM93 8H95V11H94V9ZM101 8V9H100ZM105 8V9H104ZM123 8V9H122ZM75 9H76V11L78 12V13H76L75 12ZM83 9H85V10H83ZM90 9H91V11H90ZM103 9H104V13H103ZM113 9V10H112ZM126 9H128V10H126ZM136 10V12L137 11H139V12H137V14H136V12H135V10ZM138 9V10H137ZM143 9H146V11L147 12H149V13H144L145 12V10H143ZM151 9V10H150ZM264 9V8H263ZM69 10V11H68ZM107 10V11H106ZM109 10V11H108ZM118 10V11H117ZM125 10V11H124ZM129 10H131V11H129ZM80 11V12H79ZM102 11V12H101ZM141 11V12H140ZM154 11V12H153ZM82 12V13H81ZM101 12V13H100ZM106 12H108V14L106 13ZM110 12V13H109ZM111 12H116V14H113V13H111ZM128 12V13H127ZM144 13V15H143V13ZM74 13V14H73ZM76 13V14H75ZM80 13V14H79ZM84 13H86V14H84ZM124 13V14H123ZM141 13V14H140ZM78 14V15H77ZM91 14H92V16H91ZM95 14V15H94ZM105 14V15H104ZM112 14V15H111ZM142 15V19L144 18V16H145V14H146V21L147 22H144V20H143V22H142V25H141V28L144 26V27H146L147 26V28L146 29H144V27L142 28L144 31H142V30H140L139 32H138V35L136 34H133L131 37H128V35L126 34V33H129V32H133L134 31V29H135V23H137V20H138V17L140 16V15ZM4 15V14H3ZM69 15V16H68ZM80 15V16H79ZM84 15V16H83ZM101 15V16H100ZM109 15V16H108ZM124 15V16H123ZM78 16V17H77ZM82 16V17H81ZM87 16V17H86ZM107 16V17H106ZM113 16H116L115 17V19H114V17ZM64 17H66V19L64 18ZM80 17H81V21H80ZM95 17V18H94ZM101 17V18H100ZM102 17H104V18H102ZM106 17V18H105ZM124 17V18H123ZM129 17V18H128ZM154 17V19L152 20L153 22H155V16H153ZM84 18V19H83ZM108 18V19H107ZM110 18V19H109ZM118 18V19H117ZM136 18V19H135ZM147 18H149L148 20H147ZM65 19V20H64ZM100 19H102V20H100ZM104 19H107L106 21L104 20ZM116 19H117V21H116ZM125 19V20H124ZM112 20V21H111ZM127 20H129V21H127ZM131 20V21H130ZM151 20V19H150ZM61 21V22H60ZM65 22V23H63V22ZM68 21V22H67ZM70 21H71V23H70ZM102 22V24H101V22ZM108 21H111V22H108ZM120 21V22H119ZM135 21V22H134ZM152 21L150 22V23H152ZM3 22L5 23V24H3ZM98 22H99V24H98ZM104 22V23H103ZM106 22V23H105ZM128 22V23H127ZM132 22V23H131ZM67 23H70V25L68 24V27L66 26L67 25ZM113 23V24H112ZM131 24V26H130V24ZM145 23H146V26H145ZM59 24V25H58ZM60 24H62V26L60 25ZM83 24V25H82ZM89 24V25H88ZM98 24V25H97ZM104 24V25H103ZM118 26H117V25ZM120 24V25H119ZM123 26H122V25ZM128 24H129V26H128ZM5 25V26H4ZM64 25H65V27H64ZM72 25V26H71ZM97 25V26H96ZM101 25H102V27H101ZM108 25V26H107ZM109 25H110V27H109ZM53 26H55V27H53ZM60 26H61V28H60ZM86 26V27H85ZM121 26H122V28H121ZM171 26H172V24H171ZM171 26H169V27H171ZM74 27V28H73ZM98 27H100V29L102 30V28H104L103 30H102V32L104 33V35H106V36H104L103 35V33H101L100 31V29L98 28ZM115 29H114V28ZM118 27V28H117ZM133 27H134V29H133ZM168 27V29H170V30H173V29H175L174 28V25H173V27H171V28H169ZM45 28V29H44ZM52 30H51V29ZM56 28H57V30H56ZM59 28V29H58ZM86 28V29H85ZM108 28V29H107ZM120 28V29H119ZM125 28V29H124ZM129 28H130V30H129ZM140 28V29H141ZM105 29H107L106 30V32H104V30ZM110 29H114V30H110ZM127 29V30H126ZM36 30V31H35ZM40 31V32H38V31ZM86 30V31H85ZM89 30L91 31V32H89ZM93 30V31H92ZM99 30V31H98ZM117 30H119V31H117ZM121 30V31H120ZM132 30V31H131ZM151 30V29H150ZM6 31V32H5ZM53 33H52V32ZM57 31V32H56ZM59 31V32H58ZM74 31H75V33H74ZM76 31H78L77 33H76ZM88 31V32H87ZM98 31V32H97ZM127 31V32H126ZM175 31V30H174ZM43 32H45V33H43ZM49 32V33H48ZM71 32H73V33H71ZM114 32H117V34L115 35L114 34ZM122 32V33H121ZM143 32V33H142ZM148 32L149 31H147L146 33L148 34ZM171 32H173V31H171ZM7 33V34H6ZM23 33H27L28 34V36H27V34H23ZM34 33V34H33ZM83 33L86 35H84L83 36ZM109 33V34H108ZM142 33V34H141ZM16 34V35H17ZM19 34H20V36H19ZM72 34H74V36L73 37H75V38H73L72 37ZM76 34H77V38H76ZM82 34V35H81ZM100 34V35H99ZM103 35V37H102V35ZM113 35V36H111V35ZM15 35V36H16ZM24 35H26V36H24ZM31 35V36H30ZM41 35V36H40ZM123 35H125V36H123ZM5 36V37H4ZM30 36V37H29ZM39 36V37H38ZM69 36V37H68ZM91 36V37H90ZM122 36V37H121ZM128 38H127V37ZM136 36V37H135ZM23 37H26L25 39L23 38ZM59 37V38H58ZM74 39H72V38ZM78 37H79V39H78ZM84 37V38H83ZM101 37H102V39H101ZM108 37V38H107ZM113 39V40H110L111 38ZM126 37V38H125ZM141 37V36H140ZM141 37V38H142ZM3 38H5V39H3ZM55 38V39H54ZM60 39V40H57V39ZM80 38H82V39H80ZM106 38V39H105ZM115 38V39H114ZM121 38H123V39H121ZM3 39V40H2ZM7 39V40H6ZM22 39V40H21ZM51 40L50 42L51 43H49L48 42V40ZM101 39V40H100ZM117 39V40H116ZM135 39V40H134ZM5 40V41H4ZM13 40H15V41H17V42H19V44L17 43V42H15V41H13ZM19 40V41H18ZM20 40H21V43H20ZM27 40V41H26ZM45 40H47L46 41V43H48V45H45V43H44V41ZM56 42H55V41ZM71 40V41H70ZM82 40V41H81ZM108 42H107V41ZM122 40V41H121ZM124 40V41H123ZM128 40V42H126ZM8 41V42H7ZM60 41V42H59ZM78 41V42H77ZM90 41V42H89ZM93 41H94V43H93ZM112 41V42H111ZM120 41V43H118ZM5 42H7V44L9 45V46H7V44L5 43ZM15 42V43H14ZM42 42L44 43V45H43V48H45V47H47V48H45V51H43L44 49L42 48V49H40V53H39V51L38 50H36V47H34V45L35 46H37V45H41L42 44ZM71 42H72V44H74V45H72L71 44ZM83 42H85L84 43V45L82 44ZM103 42V43H102ZM106 42V43H105ZM161 42V41H160ZM160 42H158L157 44H153L151 47H152V49H153V51H152V49H150L149 47H148V49L147 50H145L147 47L145 46L144 48L142 47V49H140V50H138L137 48H135V49H137V50H133L132 52H131V57H133L132 58V60H133V62H135V60H137V61H142L143 63H147V60H149L150 58H148V56H153L155 53H154V51L157 49H155L154 50V48L153 47H155V45L157 46H159L160 44ZM12 43V44H11ZM14 43V44H13ZM23 43V44H22ZM29 43H31V44H29ZM79 43H80V46L82 45L83 46V48L82 47H80L79 46V50L77 49L76 50V48H78L77 47V45H79ZM89 43H90V45H89ZM92 43V44H91ZM101 43V44H100ZM112 44V46H110L111 44ZM116 43H118V44H116ZM11 44V45H10ZM18 44V45H17ZM22 44V45H21ZM25 44V45H24ZM34 44V45H33ZM53 44V45H52ZM108 45L107 47H106V45ZM114 44V45H113ZM116 44V45H115ZM92 45V46H91ZM94 45V46H93ZM102 45V46H101ZM105 45V46H104ZM118 45V46H117ZM122 45V46H121ZM13 46H16V47H13ZM22 46V47H21ZM29 46V47H28ZM45 46V47H44ZM74 46V47H73ZM84 46H86V47H84ZM97 46H99L98 47V50H96V48H97ZM101 46V47H100ZM110 46V47H109ZM157 46V47H158ZM62 47V48H61ZM120 47V48H119ZM122 47V48H123ZM2 48V49H1ZM7 48H9V49H7ZM22 48H24L23 50H22ZM35 48V49H34ZM103 48V49H102ZM106 48V49H105ZM115 48V49H114ZM121 48V49H122ZM53 49V50H52ZM76 51H75V50ZM125 49V48H124ZM123 49V50H124ZM144 49V50H143ZM5 52H4V51ZM9 50V51H8ZM10 50H12V51H10ZM25 50V51H24ZM27 50V51H26ZM30 52H29V51ZM34 50H36V51H34ZM41 50H42V52H41ZM47 50V51H46ZM82 52H84V53H82ZM90 50V51H89ZM112 50V51H111ZM126 50V49H125ZM122 51V52H125L126 53V51ZM150 50V51H149ZM3 51V52H2ZM6 51H8V52H6ZM15 51V52H14ZM38 51V52H37ZM66 51V52H65ZM99 53H98V52ZM106 51H108V52H106ZM111 51V52H110ZM144 51V52H143ZM151 51L153 52V53H151ZM10 52L11 53H13L14 55H15V57H14V55L13 54H10ZM25 54H24V53ZM49 54H48V53ZM91 52V53H90ZM110 52V53H109ZM113 52V53H112ZM137 52V53H136ZM139 52H140V54H139ZM143 52V53H142ZM146 52V53H145ZM5 53V54H4ZM8 53V54H7ZM80 53V54H79ZM90 53V54H89ZM104 53V54H103ZM124 53V54H125ZM133 53H135L136 54V56H134V54ZM171 53V52H170ZM169 53V55H170V57H173V55H174V51H172V56H171V54ZM3 54V55H2ZM72 54V55H71ZM75 54V55H74ZM77 54V55H76ZM93 54H95L94 56H93ZM103 54V55H102ZM120 54V53H119ZM133 54V55H132ZM137 54H138V56L139 55H141V56H137ZM148 54V55H147ZM46 55H48L47 57H46ZM68 55V56H67ZM82 55V56H81ZM98 55H101V57L100 56H98ZM108 55H110L111 57L110 58H108ZM122 55H123V53H122ZM126 55V54H125ZM10 56V57H9ZM12 56H13V59H11L12 58ZM38 56V57H37ZM40 56V57H39ZM43 56V57H42ZM70 56L71 57H73L74 59H70ZM74 56H79L78 58H75ZM97 56V57H96ZM20 57H22V58H20V60H19V58ZM48 57H50L48 60H47V58ZM81 57V58H80ZM115 57V58H114ZM134 57H136L135 58V60H134ZM144 57V58H143ZM145 57H147V60H145L146 58ZM25 58V59H24ZM80 58V59H79ZM96 58V59H95ZM103 58H104V60L107 62H105L104 60H103ZM112 58H113V61H112ZM117 58V59H116ZM143 60H142V59ZM174 58V57H173ZM172 58V59H173ZM15 59H17V63L16 64H14L15 62H16V60ZM22 59V60H21ZM69 59L71 60V61H69ZM78 59H79V62H78ZM100 59V60H99ZM110 59V60H109ZM117 61H116V60ZM171 59V60H172ZM19 60V61H18ZM25 60H27V61H25ZM28 60H29V63H26V62H28ZM77 60V61H76ZM22 61H25V63H23ZM73 61H74V63H73ZM103 61V62H102ZM109 61V62H108ZM136 61V63H139V62H137ZM173 61V60H172ZM2 62V63H1ZM4 62H5V66H4ZM6 62H8V63H6ZM12 62V63H11ZM14 62V63H13ZM21 62V63H20ZM47 62V63H46ZM76 62H78V64L76 63ZM121 62V61H120ZM76 63V64H75ZM81 63L83 64V65H81ZM105 63V64H104ZM110 63H111V65H110ZM136 63H133V65H136ZM141 63V62H140ZM13 66V68H12V66ZM16 65V67L14 66V65ZM101 64V65H100ZM109 64V66H107ZM142 64V63H141ZM137 64L136 66H131L132 68H131V72H132V74L131 75H134L133 76V78L134 79H136V80H139L140 79V75L137 73V71H139V69L141 68V66L143 67L142 69H144L145 68V66L146 65H144V64ZM6 65H9V66H6ZM18 65V66H17ZM20 65H22V68H20L21 66ZM24 65H26V66H24ZM31 65H32V67H31ZM52 65V66H51ZM28 66V67H27ZM33 66H34V68H33ZM78 66H79V68H78ZM81 66H83L84 67V70H83V67H81ZM100 66V67H99ZM138 66V67H137ZM28 68V70L26 69V68ZM99 69H98V68ZM104 67L106 68V67H108V69L106 68V70L104 69ZM137 67V68H136ZM11 68L12 69H14V70H11ZM17 68V69H16ZM34 71H32L31 69ZM110 68H114V69H110ZM139 68V69H138ZM19 69H21V70H19ZM26 69V70H25ZM76 69V70H75ZM78 69H79V71H81V72H79L78 71ZM102 69H104V73H103V70ZM138 69V70H137ZM83 70V71H82ZM109 70V71H108ZM111 70V71H110ZM17 71V72H16ZM20 71V72H19ZM23 72V74H22V72ZM28 72V71H31L30 73L28 72V73H26V72ZM52 71V72H51ZM59 71V72H58ZM97 71V72H96ZM14 72V73H13ZM16 72V73H15ZM77 72H79L78 74H77ZM85 72H87V73H85ZM109 72V73H108ZM3 73V74H2ZM11 73H13L12 74V76H11ZM18 73V74H17ZM19 73H21L22 75H20ZM52 73V74H51ZM84 74V76L82 75V74ZM114 73V74H113ZM2 74V75H1ZM16 74V75H15ZM105 74V75H104ZM8 77H7V76ZM9 75H10V77H9ZM31 75H33V76H35V77H33V76H31ZM97 75H99V77L97 76ZM107 75V76H106ZM109 75V76H108ZM166 76H164V75H162L161 76V78H164V79H166V77H168L166 80H169V81H171V80H173V79H171V78H174V76L173 75H168V74H165ZM168 75V76H167ZM4 76V77H3ZM17 76V77H16ZM30 76V77H29ZM78 76H80V77H78ZM83 78H82V77ZM87 76V77H86ZM139 76V77H138ZM164 76V77H163ZM171 76V77H170ZM11 77H15L14 79L13 78H11ZM19 77V78H18ZM23 77V78H22ZM27 77V78H26ZM36 77H37V80H36ZM78 77V78H77ZM177 77V76H176ZM25 78V79H24ZM30 78H31V80H30ZM85 78V79H84ZM87 78L89 79V80H87ZM96 78H97V80H96ZM5 81H4V80ZM8 79V80H7ZM21 79H24V80H21ZM84 79V80H83ZM105 79V80H104ZM6 80H7V82H6ZM11 80V81H10ZM12 80H14V82L16 83L15 84V87L13 86L14 85V82L12 81ZM26 80H29V81H26ZM36 80V81H35ZM78 80V81H77ZM9 81V82H8ZM16 81H18V82H16ZM33 81V82H32ZM38 81V82H37ZM83 81V82H82ZM95 81H96V83H95ZM4 82V83H3ZM24 82V83H23ZM35 82L36 83H38V84H36V86L39 88L38 90H36V86H35ZM87 82V83H86ZM98 82V83H97ZM21 83V85H19V86H21V90L20 89H18V88H16V85H18V84H20ZM24 85H23V84ZM27 83H29L28 85H26ZM73 83V84H72ZM81 83H83V84H81ZM86 83V84H85ZM106 83H108V86H107V84ZM4 84V85H3ZM9 84H11L10 86H9ZM30 84H32V86L30 85ZM34 84V85H33ZM76 84V85H75ZM77 84H79V86L77 85ZM103 84H104V86L108 89H104L103 87ZM106 84V85H105ZM7 85H8V87H10L9 89L10 90H8L7 89ZM92 85H94V86H92ZM96 85V86H95ZM99 85H101V86H99ZM134 85H137L136 87L134 86ZM6 86V87H5ZM18 86V87H19ZM34 86V87H33ZM67 86H69V88H67ZM72 86H73V88H72ZM12 87H13V90H12ZM36 87V88H35ZM62 87H66L65 89L63 88L62 89ZM77 87V88H76ZM90 89L89 91H88V89ZM92 87H95V88H92ZM101 87V88H100ZM20 88V87H19ZM59 88V89H58ZM105 90L104 91V93H103V89ZM133 88L134 89H138L139 87H138V84H133ZM132 88V89H133ZM15 89H16V91L17 92H12L13 94H10L11 93V91H15ZM27 89H29V90H27ZM33 90V92L36 94H38V95H36L35 97L37 98L38 96H39V98H37V100H36V98L34 97V93L31 91V90ZM35 89V90H34ZM41 89V90H40ZM46 89V90H45ZM60 89H62V90H64V91H62L63 92V94H64V92H65V94L68 92V93H71V92H74V93H76L77 95H82V97H83V94H81V92L83 93V90H84V93H85V89H87L86 90V92H87V94L88 95H90L89 97H92L91 99H93V100H91L89 97H87V98H89L88 100H87V98L85 99V96L83 97V99L82 98H80L81 99V101H83V103H81V104H79V105H75L76 106V108H74L75 106H73V110L71 109L70 111L69 110H67V109H70V108H72V106H70L69 105V103H70V101H65V103L64 102H61V103H56L57 105H58V107L59 106H62V110H64V111H62L61 110V108H57V106L54 104L53 106H50L49 105V100H46V104H47V106L46 107H54V108H49V109H55V106H56V108L58 109V111H57V109H55V110H50L49 111V113L47 112L48 110H46V109H44V108H46L45 107V98H48L47 97V94L48 93H51L52 94V97L54 96L55 98H58V97H60L61 96V94H62V92L60 93ZM70 89V90H69ZM7 90H8V92H7ZM19 90H20V95H23V96H20L22 99H25V100H19V99H17L19 96ZM25 91V92H28V94L26 93L25 94V96H24V94H22V92L23 91ZM52 90V91H51ZM53 90H56V94H53V93H55ZM57 90H60L59 91V93H58V91ZM72 90V91H71ZM82 90V91H81ZM95 90V91H94ZM39 93H38V92ZM70 91V92H69ZM92 91V92H91ZM100 91H101V93H100ZM25 92H23V93H25ZM91 92V93H90ZM106 92H107V94H109V95H106ZM17 93H18V95H17ZM29 93H31V94H33V95H31V94H29ZM67 93V94H68ZM80 93V94H79ZM10 94V95H9ZM40 94V95H39ZM58 94H59V96H58ZM93 94H95L94 96H92ZM119 94V95H118ZM6 95V96H5ZM9 95V96H8ZM13 95H14V98L15 99H13ZM30 95V96H29ZM106 96V98H105V96ZM112 95V96H111ZM16 96V97H15ZM18 96V97H17ZM33 96V97H32ZM58 96V97H57ZM104 96V97H103ZM108 96V97H107ZM10 97V99H8ZM23 97H27V98H23ZM62 97V96H61ZM78 97V96H77ZM97 97H99V99L97 98ZM110 97V98H109ZM11 98H12V100H11ZM31 98V99H30ZM79 98V97H78ZM78 98H77V100H78ZM96 100H95V99ZM27 99H30L31 101H30V103H33V104H30L29 103V100H27ZM33 99V100H32ZM40 99H41V101H42V103H44L42 106H41V101H40ZM79 99V100H80ZM117 99V98H116ZM11 100V101H10ZM17 100V101H16ZM36 100V101H35ZM39 100V101H38ZM78 100V101H79ZM84 100H86V101H84ZM95 100V101H94ZM99 100H102L103 102H105L104 103V105L105 104H107V105H105V110L107 111H104V113H101V111L102 110H104V108H103V104L102 103H100V102H102V101H99ZM107 100V101H106ZM111 100V101H110ZM14 101V102H13ZM20 101H23V102H21L20 103ZM26 101H28L27 103H25ZM48 101V102H47ZM89 101V102H88ZM13 102V104H11L10 105V103H12ZM15 102H18L17 104H15ZM35 102H37V103H35ZM25 103V104H24ZM63 103V104H62ZM90 103H92L91 105H90ZM9 104V105H8ZM35 104H37V105H35ZM68 104V105H67ZM86 104V105H85ZM96 106H95V105ZM102 104V105H101ZM122 105V106H119L120 107V109H119V107H118V110H122L121 112H118V110H117V105ZM14 105V106H13ZM21 105H22V107H21ZM29 105V106H28ZM41 107H43V108H41ZM65 105H67V107L69 106L70 108H65L64 106ZM113 105V106H112ZM115 105H116V107H115ZM24 106H26V107H24ZM36 106V107H35ZM39 106V108H37ZM79 106V108H77ZM82 106V107H81ZM91 106V107H90ZM99 106V107H98ZM100 106H101V111H100V109H97V108H100ZM33 107V108H32ZM108 107V108H107ZM19 108H21V109H19ZM23 108V109H22ZM26 108V109H25ZM34 108H35V111H34ZM85 109V111H84V109ZM116 108V109H115ZM5 109V110H6ZM30 109V110H29ZM36 109H37V111H36ZM75 109V110H74ZM79 109V110H78ZM95 109L97 110V111H95ZM109 109V110H108ZM21 112H20V111ZM28 110V111H27ZM33 110V111H32ZM39 110H40V112H39ZM41 110H43V111H41ZM62 112H61V111ZM66 110V111H65ZM78 110V111H77ZM88 110V111H87ZM112 111V110H114V111H112L113 113H114V115H112V113H109V111ZM45 111V112H44ZM60 111V112H59ZM73 111V112H72ZM93 111V112H92ZM100 111V114L98 113ZM110 111V112H111ZM116 111H117V113H116ZM236 110L234 109L233 110V112H235ZM26 112H27V114H26ZM36 112H38L39 114H35ZM55 112V113H54ZM58 112L62 115L63 114V116H61L60 114H58ZM67 112V113H66ZM77 112V113H76ZM84 112H87V113H92V115L94 116V115H96V114H98L97 116H99V117H96V116H94L95 118H98L99 119V122L98 123H101V124H99V127H97V130L95 131V134H92L93 136H90L89 135V133H87L86 131H85V133H82L84 130H81V128H79V126L81 127V125L80 124H85L84 126H86V124H87V122H84V121H82V119H81V117H82V115L81 114H79V113H84ZM94 112H97V113H94ZM103 112V111H102ZM14 113V114H13ZM23 113H25V114H23ZM45 113V114H44ZM69 113H71V114H69ZM73 113V114H72ZM107 113H109V114H107ZM120 113V114H119ZM15 114H17V116H19V117H17ZM34 114V115H33ZM51 116H50V115ZM52 114H53V116H52ZM60 115V116H57V115ZM65 114V115H64ZM76 114V115H75ZM116 114V115H115ZM13 115H15L16 117H17V119H16V117L14 116L13 117ZM36 115V116H35ZM43 115V116H42ZM70 115V116H69ZM72 115V116H71ZM104 115V116H103ZM111 115V116H110ZM119 115V116H118ZM31 116V117H30ZM37 116H38V118H37ZM42 116V117H41ZM81 116V117H80ZM112 116H113V119H114V121H113V119H112ZM21 117V118H20ZM23 117V118H22ZM29 117V118H28ZM47 117V118H46ZM51 117L52 118H55V117H58L60 120H59V126L61 125V127H62V125L65 127V128H63V130L65 129V131H63L64 133L65 132H68V134L66 133L65 134V138H64V142H62V146L64 145V143H65V147L63 148V147H61V145L60 146H48V147H50V149L51 148H55L56 150H54V149H52V151H53V153H51L52 151L48 148V153H47V149H45V152H44V149L42 148V146H40V144H41V140H40V138H39V136H38V134H37V136H36V130H37V128L38 127H40V125L39 124H41V125H43L46 121L45 120H49L48 118H50L51 119ZM66 117V118H65ZM71 117H73V119L71 118ZM92 117V116H91ZM92 118V121H98V119H95V118ZM116 117H118V118H116ZM15 118V119H14ZM25 118H27V119H25ZM35 118H37V119H35ZM44 118V119H43ZM76 120H75V119ZM116 118V119H115ZM119 118H120V120H119ZM30 119H32V120H30ZM34 119V120H33ZM69 121H68V120ZM78 119V120H77ZM81 119V120H80ZM106 119V120H105ZM111 119V120H110ZM21 120V121H20ZM30 120V121H29ZM64 120L67 122H64ZM74 120H75V122H74ZM109 120V121H108ZM118 122H117V121ZM18 121H20L21 123H19ZM24 121V122H23ZM33 121V122H32ZM37 121H38V124H37ZM62 121L64 122V123H62ZM81 121V122H80ZM95 121V123H97ZM122 121V122H121ZM30 123V126H32V124H34L31 128H27L28 126H29V124L26 126V124L27 123ZM120 122V123H119ZM23 123L25 124V125H23ZM43 123V124H42ZM69 123V124H68ZM106 123V124H105ZM111 123V124H110ZM122 123V124H121ZM123 123H124V125H123ZM217 123H219V122H217ZM13 124V125H12ZM19 124H21V126L19 125ZM68 124V125H67ZM71 124V125H70ZM76 126H75V125ZM110 124V125H109ZM114 124V125H113ZM119 124V125H118ZM121 124V125H120ZM220 124V123H219ZM218 124V125H219ZM38 125V126H37ZM66 125V126H65ZM104 125V126H103ZM108 127H107V126ZM112 125V126H111ZM116 125V126H115ZM218 125H216L217 127H218ZM13 126V128H11ZM17 126V127H16ZM23 126V127H22ZM26 126V128H24ZM36 126V127H35ZM71 126V127H70ZM110 126V127H109ZM220 126V125H219ZM19 127V128H18ZM68 127V128H67ZM78 127V128H77ZM113 127H115V128H113ZM117 127V128H116ZM17 128V129H16ZM23 128V129H22ZM61 128V129H62ZM68 130H67V129ZM101 128V133H100V129ZM106 128V129H105ZM109 129V131H108V129ZM21 129V130H20ZM60 129V130H61ZM111 129V130H110ZM113 129H114V131H113ZM117 129V130H116ZM217 129V128H216ZM218 129H219V127H218ZM12 130V131H11ZM20 130V131H19ZM26 131V133H25V131ZM71 130V131H70ZM79 130H81V131H79ZM76 131V132H75ZM98 131V132H97ZM104 131V133H102ZM105 131H106V133L108 132V134H111L110 136L109 135H107L106 133H105ZM111 131V132H110ZM16 132V133H15ZM27 132H29L28 134H27ZM97 132V133H96ZM110 132V133H109ZM63 133V134H64ZM70 133V134H69ZM76 133H77V135H76ZM78 133L80 134V135H78ZM82 133V134H81ZM98 133H100V135L102 136H100ZM218 133V132H217ZM217 133L215 134V132H214V134L215 135H217ZM17 137L16 139L17 140H15V136ZM17 134V135H16ZM26 134V135H25ZM74 134V135H73ZM107 136H106V135ZM21 135V136H20ZM24 135V136H23ZM33 135V136H32ZM35 135V136H34ZM67 135H68V137L69 138H66L67 137ZM87 135H89L88 137H87ZM94 135H98L97 136V138L96 139H93V137H94ZM12 136H14V137H11ZM19 137V138H18ZM22 137H24V138H22ZM31 137V138H30ZM70 137H72V138H70ZM100 137V138H99ZM104 137V138H103ZM108 139H107V138ZM110 137V138H109ZM215 137V136H214ZM12 140H11V139ZM21 138H22V140H21ZM35 138H37V139H35ZM39 138V139H38ZM74 138H75V140H74ZM82 138V139H81ZM87 138H89V139H87ZM92 138V142H90V139ZM28 139V140H27ZM67 141H66V140ZM69 139H72L73 140V142H72V140L70 141ZM84 139H85V141H84ZM99 139V142H97V140ZM101 139V140H100ZM106 139V140H105ZM18 140H19V142H18ZM31 140V141H30ZM81 140V141H80ZM94 140V141H93ZM105 140V141H104ZM17 141V142H16ZM23 141H24V145H22L23 144ZM32 141H33V143H32ZM70 141V142H69ZM84 141V142H83ZM86 141H88V142H86ZM97 142L98 144L96 145V143H94V142ZM101 141V142H100ZM102 141L103 142H105V144L103 143V145L104 146H102L101 144H102ZM108 141V142H107ZM31 142V143H30ZM40 142V143H39ZM75 142V143H74ZM78 142V143H77ZM81 142V143H80ZM107 142V143H106ZM35 143V144H34ZM82 143H83V145H82ZM86 143V144H85ZM91 143V144H90ZM92 143H93V145H92ZM116 145H114V144ZM207 143H209V147L211 146L210 145V143L212 144V141H211V139L209 140V142H207ZM207 143L205 144V145H203L202 146V148L204 149H206V147H207V149L205 150L204 149V151H203V153L204 154H208L210 151H209V149H211V148H209L208 146H207ZM27 144V145H26ZM31 144H34V145H31ZM39 144V145H38ZM79 145V147L81 148V146L83 147V148H81L82 150H80V152H83V153H80L79 151H78V149H80V148H78V145ZM88 144V145H87ZM89 144H90V147H89ZM17 145H19V147L17 146ZM20 145H22V148H21V146ZM26 145V146H25ZM71 145V146H70ZM74 145H76V146H74ZM100 145H101V148H100ZM248 145V146H247ZM35 146H36V148H35ZM66 146H68V149L67 150H69L68 152H67V150H66ZM72 147V148H70V147ZM93 146V147H92ZM96 146V147H95ZM116 147V149L114 148V150H113V147ZM244 146H246V148L244 147ZM27 147V148H26ZM77 147V148H76ZM86 147H88V148H86ZM110 148L111 150V153L112 154H110V156H109V154H106L107 152H105V151H107V149L106 148ZM112 147V148H111ZM117 147H118V149H117ZM225 147V146H224ZM248 147L250 148V149H248ZM19 148V149H18ZM39 148H41V149H39ZM57 148L58 149H60V150H58V152H57ZM104 148V149H103ZM226 148V147H225ZM229 148L230 147H228L227 149L229 150ZM17 149V150H16ZM28 149H29V152H28ZM63 151H62V150ZM71 149H72V151H71ZM77 149V150H76ZM92 149H94V150H92ZM99 149V150H98ZM24 150V151H23ZM31 150V151H30ZM34 150H37V153H36V155H35V152L36 151H34ZM77 151V153L75 152V151ZM95 150H97L96 152H95ZM100 150H103V151H100ZM109 150V149H108ZM243 150V151H242ZM248 150V151H247ZM251 152H250V151ZM23 151V152H22ZM33 151H34V153H33ZM51 151V152H50ZM87 151V152H86ZM90 151H92V152H90ZM113 151V152H112ZM206 151H208V152H206ZM19 152V153H18ZM39 152H40V154H39ZM62 152V153H61ZM75 152V153H74ZM79 152V153H78ZM85 152V153H84ZM104 152H105V154H104ZM244 154H243V153ZM13 153V154H12ZM22 153V154H21ZM24 153H27V154H24ZM65 153V154H64ZM92 153H93V155H92ZM236 153V154H237ZM264 153V152H263ZM47 154H49V155H47ZM62 154V155H61ZM66 155V157H68L67 159H65V156L64 155ZM72 154V155H71ZM77 154V155H76ZM78 154H79V156H78ZM83 156H82V155ZM91 154V155H90ZM96 155V157H95V155ZM236 154H235V156H236ZM241 154V155H240ZM243 154V155H242ZM247 154V155H246ZM25 155H27V156H25ZM29 155V156H28ZM38 155V156H37ZM51 155H53V157H51ZM85 155V156H84ZM244 155L247 157V158H244ZM249 155H250V157H249ZM18 156V157H17ZM20 156H21V158H20ZM44 156H46V157H44ZM50 156V157H49ZM63 156V157H62ZM76 156V157H75ZM99 156H100V158H99ZM114 158V160H115V162H113L114 160H112L113 158ZM241 156V157H240ZM39 159H37V158ZM42 157H44L43 159H48V160H43L42 159ZM93 157V158H92ZM97 157H98V159H97ZM104 157V158H103ZM110 157H111V160H110ZM12 158H13V160H12ZM34 158V159H33ZM51 158V159H50ZM52 158H53V160L56 162V163H58L57 164V166L55 165L56 163H53V160H52ZM70 158V159H69ZM78 158H80L81 159V161H80V159H78ZM90 158V159H89ZM243 158L244 159H246V160H243ZM251 160V163H252V161H254L253 163V165L251 166L249 163V159ZM253 160H252V159ZM263 158V159H262ZM27 159V160H26ZM37 159V160H36ZM65 159V160H64ZM106 161L105 163L103 162L104 160ZM238 161H237V160ZM242 159V160H241ZM19 160H22V161H19ZM26 160V161H25ZM41 160H43V161H41ZM59 160V161H58ZM63 160V161H62ZM74 160V161H73ZM76 160H78L77 162H76ZM96 160V161H95ZM97 160H99V161H97ZM262 160V161H261ZM19 161V163H17ZM24 161V162H23ZM33 163H32V162ZM35 161V162H34ZM50 161H52V162H50ZM64 161L66 162L65 164H64ZM83 161V162H82ZM108 161V162H107ZM110 161H112V162H110ZM243 161H245L246 162V164H244L243 165ZM10 162V163H9ZM27 162V163H26ZM40 162V163H39ZM49 163V165L48 164H44V163ZM68 162V163H67ZM79 162V163H78ZM93 162V163H92ZM100 162V163H99ZM103 162V163H102ZM238 162V163H237ZM241 162V163H240ZM244 162V163H245ZM22 163V164H21ZM30 163V164H29ZM50 163H53L55 166L53 167V164H51L50 165ZM62 163V164H61ZM70 163H71V165H70ZM91 163V164H90ZM108 164V166L110 167H108L107 166V164ZM16 164V165H15ZM18 164H20V165H18ZM40 164V167L38 166ZM42 164H43V166H42ZM61 164V165H60ZM63 164L65 165L64 166V168L66 169H64L63 170ZM74 164V165H73ZM85 164V165H84ZM97 164H99L98 166H97ZM104 164H106V165H104ZM133 165L132 167H133V169L131 168L130 169V165ZM241 166V167H243V166H245L244 168H243V170H245V171H243L242 172V169H241V167L239 166V165ZM248 164H249V166L251 167V168H249V166H248ZM10 165V166H9ZM28 165V166H27ZM33 165V166H32ZM58 165H59V167H58ZM66 165H67V168H75L76 167V169H67L66 168ZM68 165H69V167H68ZM77 165H78V167H77ZM135 165V166H134ZM229 165V166H230ZM262 165V166H261ZM16 166V167H15ZM27 166V167H26ZM30 166L32 167V168H30ZM36 168H35V167ZM43 168H42V167ZM46 166H48V167H46ZM60 166H61V168H60ZM96 166V167H95ZM215 166V169H216V167L218 166L219 168L221 167V165H219V163H218V165H217V163L214 165ZM247 166H248V168H247ZM261 166V167H260ZM12 167V168H11ZM33 167L35 168V169H33ZM45 167V168H44ZM53 167V168H52ZM95 167V168H94ZM107 170V169H109L108 171L109 172H111V173H108V171H106L104 168ZM240 167V168H239ZM9 168V169H8ZM18 170H17V169ZM25 168H27V169H29V170H27V169H25ZM40 168H42V169H40ZM47 168H49V169H47ZM54 168H55V170H54ZM56 168H60V171L61 170H63V171H56L57 169ZM89 168V169H88ZM227 168H230V167H227ZM245 168H247V169H245ZM22 169V170H21ZM45 169V170H44ZM52 169H53V171H52ZM88 169V170H87ZM92 169V170H91ZM93 169H94V171H93ZM97 169V172L95 171ZM103 169H104V171H103ZM212 169H214V167H212ZM240 169H241V171H240ZM259 169V170H258ZM20 170V171H19ZM35 170H37L38 171V174L35 172ZM40 170H41V172H40ZM49 170H51V171H49L50 173H48V171ZM78 170V171H77ZM80 170V171H79ZM111 170V171H110ZM225 170H226V172H225ZM256 170H258V171H256ZM7 171H8V174H7ZM32 171V172H31ZM43 171H45V172H43ZM58 172V173H64L65 171V173L64 174H62L61 175V177H60V174H58V175H56V178H55V173L56 172ZM68 171L69 172H71V173H68ZM84 171V172H83ZM93 171V172H92ZM113 171V172H112ZM248 171V172H247ZM36 173V175H33L34 173ZM74 172V173H73ZM104 172V174H101V173H103ZM17 173V174H16ZM31 173H33V174H31ZM41 173V174H40ZM46 173V174H45ZM53 173V174H52ZM73 173V174H72ZM76 173V174H75ZM77 173L79 174V175H77ZM89 173V174H88ZM96 175H95V174ZM99 173H100V175H101V177H100V175H99ZM106 173V174H105ZM114 173L116 174V173H118V176L116 177V175H114ZM121 173V174H120ZM126 175L125 177H124V174ZM178 173V176H177V179H178V177L180 176L181 178H183L182 176H183V174L180 172V171H178L177 172ZM176 173V174H177ZM239 173H241V175H242V177H240L241 179H239L238 177L239 176H241V175H239ZM244 173H245V175H244ZM249 173V174H248ZM260 173H262V174H260ZM22 174V175H21ZM44 174V175H43ZM47 174H49L48 175V177H47ZM51 174V175H50ZM70 174V175H69ZM123 174V175H122ZM227 174L229 175L230 174V176H227ZM252 174V175H251ZM16 175V176H15ZM20 175V176H19ZM26 175V176H25ZM66 175H67V177H66ZM93 175H95L96 176V178H97V180H96V182H95V179L96 178H94L93 177ZM99 175V176H98ZM103 175V176H102ZM104 175H106V177H104ZM109 175H111V178H109L110 176ZM123 177H122V176ZM182 175V176H181ZM260 175H262V176H260ZM28 176V177H27ZM37 176V177H36ZM52 176H54V178L52 177ZM58 176V177H57ZM63 176H64V178H63ZM94 178V180H93V178ZM109 176V177H108ZM224 176V177H223ZM235 176H237V177H235ZM247 176V177H246ZM250 176H252V179H251V177ZM261 178H260V177ZM23 177V178H22ZM30 177V178H29ZM45 179H44V178ZM65 177H66V181L64 180L65 179ZM74 177H75V179H74ZM88 177V178H87ZM91 177V178H90ZM116 177V178H115ZM120 177H122V178H120ZM127 177V178H126ZM179 177V179H181ZM227 177V178H226ZM229 177V178H228ZM232 177L234 178V179H232ZM245 177H246V179H245ZM259 177V180L257 179ZM7 178V179H6ZM10 178V179H9ZM18 178V179H17ZM22 178V179H21ZM33 178H34V181L31 183V179L33 180ZM61 180H60V179ZM63 178V179H62ZM73 178V179H72ZM82 178H84V179H81ZM109 178V179H108ZM114 178V179H113ZM118 178V179H117ZM53 179L54 180H58L59 181V183H58V181L56 182H54L53 181ZM90 179H92V180H90ZM103 179V180H102ZM120 179V180H119ZM193 179V178H192ZM191 179V180H192ZM223 179H225V181L223 180ZM226 179H228V180H226ZM230 179V180H229ZM256 179V180H255ZM261 179H263V180H261ZM15 180V181H14ZM18 180H20V181H18ZM46 183H44L43 181ZM48 180H50V181H48ZM69 180V181H68ZM79 180V181H78ZM86 180V181H85ZM89 180V181H88ZM100 180V182H98ZM104 180H110L109 182H111V183H109V182H106V181H104ZM123 181V182H120V181ZM223 180V181H222ZM233 180H236V181H233ZM240 180H243L242 182H240ZM255 180V181H254ZM260 181V182H258V181ZM9 181V182H8ZM17 181V182H16ZM61 181V182H60ZM63 181H65L64 182V184H63ZM71 181H72V183H71ZM78 181V182H77ZM93 181V182H92ZM115 181H117V182H115ZM125 181V182H124ZM258 182L257 184H258V187L256 186V184H255V182ZM263 181V182H262ZM7 182V183H6ZM20 182V183H19ZM24 182V183H23ZM27 182V183H26ZM48 182V183H47ZM51 182H54V183H51ZM74 182V183H73ZM80 182V183H79ZM89 182V183H88ZM92 182V183H91ZM104 182H105V184H104ZM112 182H113V184H114V182L116 183V184H114V186L116 187H114L113 185H112ZM119 182V183H118ZM230 182H231V184H230ZM238 182V183H237ZM245 182V183H244ZM249 182H251V184L249 183ZM253 182V183H252ZM262 182V183H261ZM43 183V184H42ZM62 184V187H61V185H60V187L58 186V185H56V184ZM77 183V184H76ZM82 183H83V185H82ZM95 183V184H94ZM96 183H97V185H98V183H100L98 186L96 185ZM103 183V184H102ZM107 183H109V184H107ZM117 183L119 184V186L121 187H119L118 185H117ZM123 183V184H122ZM234 183H236V184H234ZM241 183V184H240ZM246 183H248L249 184V186H250V188H252V190H249L248 189V184H246ZM14 184V185H13ZM48 184V185H47ZM53 184H55L56 186H53ZM70 184V185H69ZM72 184H74V185H72ZM83 186H81V185ZM85 184H88V185H85ZM91 184H92V186H91ZM243 184H244V186H246V188H247V191L249 190V192H253V191H255L256 189V191H258V192H253V193H255V194H253V193H248L245 189V187L243 186ZM255 184V185H254ZM17 185V186H16ZM31 185V186H30ZM45 185L48 187V188H46V190L48 189H50V188H52L53 190H54V192L53 193H55V191H56V193H55V195H57V196H55L53 193H52V191L53 190H49V191H47L46 192V190H44L45 188ZM95 185V186H94ZM103 185H106V186H103ZM110 185H112L113 187H111ZM135 185H136V187H140L141 188V190H139L138 188H136L135 187ZM139 185V186H138ZM145 185H146V183H145ZM233 185V186H232ZM234 185H236V186H234ZM239 185V186H238ZM64 186V187H63ZM78 186V188H75V187H77ZM90 187V189H92V190H90L89 189V187ZM97 186V187H96ZM100 186V187H99ZM107 186H109V188L111 189H109V188H107ZM133 186V188L132 189H134V190H132L131 189V187ZM221 188H220V187ZM224 188H223V187ZM259 186H260V189L261 188H263V189H261V190H259ZM26 188V189H24V188ZM55 187H58V188H61L60 190L59 189H57V188H55ZM73 187V188H72ZM80 187V188H79ZM86 187H87V189H86ZM92 187V188H91ZM93 187H95V189L97 190H95V192L93 191L94 189H93ZM99 187V188H98ZM187 187H190V189L189 188H187ZM242 187V188H241ZM254 187V188H253ZM257 187V188H256ZM44 188V189H43ZM64 188V189H63ZM73 190H72V189ZM101 188V189H100ZM106 188V189H105ZM120 189V191H121V189H122V192L120 193V191H119V189ZM223 188V189H222ZM231 188V189H230ZM232 188L234 189V190H232ZM244 188V190H242ZM66 189V190H65ZM77 189V190H76ZM112 189H114V191L115 190H117V192L116 193H118V197H120L119 199H118V197H117V194L114 192V191H112ZM138 189V190H137ZM239 191H238V190ZM253 189H255V190H253ZM42 190V191H41ZM72 190V191H71ZM87 190H90V192H92L91 194H95V195H91L90 194V192L88 191V193H87ZM99 190V191H98ZM108 190V191H107ZM125 190V191H126ZM137 190V191H136ZM188 190V191H187ZM193 190V191H192ZM202 190V191H201ZM203 190H204V193H203ZM63 191V192H62ZM70 191H71V193H70ZM75 191H77V192H75ZM78 191H80V192H78ZM81 191H83L82 193H81ZM101 191V192H100ZM106 191V193H103V192H105ZM109 191H112V193L114 194H112L111 192H109ZM134 191H136L137 193H135ZM139 191V192H138ZM143 191H144V193H145V195H147L146 197H144L145 195H144V193H143ZM178 191H177V195H178ZM189 191H191V193L189 192ZM231 191V192H230ZM244 191V192H243ZM27 192H29V193H27ZM60 192H61V194L62 195H64L65 193L67 194V196H66V194L64 195V196H62L61 194H60ZM65 192V193H64ZM98 192H99V195H100V198H102V199H100L99 198V195H98ZM134 192V193H133ZM176 192V191H175ZM183 192V193H182ZM186 192V193H185ZM218 192H221V193H218ZM229 192V193H228ZM236 192V193H235ZM238 192V193H237ZM240 192H241V194L242 195H240ZM246 194V196L243 194ZM247 192V193H246ZM40 193V194H39ZM41 193H43V194H47L46 195V197H45V195H43L44 196V199H43V196H42V194ZM48 193H51L50 195L48 194ZM75 193V194H74ZM78 194V198H77V194ZM85 193V194H84ZM107 193H109V194H107ZM111 193V194H110ZM140 193V194H139ZM141 193H143L142 195L143 196H141ZM187 193H189L188 195H186ZM205 193H206V195H208L207 196V200H206V195H205ZM216 193H218V195L216 194ZM231 193V194H230ZM234 193V194H233ZM257 193V194H256ZM261 195H260V194ZM19 194V195H18ZM37 194V195H36ZM71 196H70V195ZM88 194H90V196L88 195ZM105 194V195H104ZM226 194V195H225ZM233 194V195H232ZM247 194H250L249 196L247 195ZM252 194V195H251ZM41 195V196H40ZM55 196V200H53V196ZM76 197H75V196ZM87 195H88V197H87ZM101 195H103L102 197H101ZM106 195H108V196H106ZM114 196V198L117 200H115V199H113V196ZM138 195V197H136V196ZM186 195V196H185ZM202 195H204L205 196V199L203 198L204 196H202ZM229 195V196H228ZM231 195V196H230ZM238 195V196H237ZM14 196V197H13ZM31 198H30V197ZM34 198H33V197ZM111 197V199L112 200H114L113 202H111L112 200L111 199H104L105 197ZM140 196V197H139ZM187 196H189V200H188V197ZM194 196V197H193ZM200 196V197H199ZM202 196V197H201ZM216 196H218V197H216ZM224 196V197H223ZM227 196V197H226ZM233 196H234V198H233ZM257 196H259V197H257ZM260 196L262 197V198H260ZM37 197H38V199H37ZM41 197H42V199L44 200V202H43V200H42V204H37V203H39L41 200H39V199H41ZM58 197V198H57ZM62 197V198H61ZM109 197V198H110ZM142 197V198H141ZM187 197V198H186ZM190 197L192 198V199H190ZM223 197V198H222ZM249 197V198H248ZM5 198V199H4ZM33 198V199H32ZM47 198V199H46ZM67 198V199H66ZM91 198H92V201L94 200V198H95V203H94V201H93V204H95L94 205V208L97 210V214H96V210H94V208H93V204L91 205ZM96 198H97V200H96ZM136 198V199H135ZM197 199V202L196 201H194L195 202V204L194 203H190V202H192V200L193 199ZM211 198V199H210ZM213 198V199H212ZM219 198H221L220 199V201L221 202H219L218 201V199ZM245 198V199H244ZM250 198H252V200H250ZM9 199V200H8ZM27 199V200H26ZM32 199V200H31ZM62 199V200H61ZM75 199V200H74ZM82 199V200H81ZM100 199V200H99ZM121 199V200H120ZM141 199V200H140ZM142 199H144V200H142ZM187 199V200H186ZM202 199H203V203L201 202L202 201ZM210 199V200H209ZM223 199V200H222ZM226 199V200H225ZM243 199V200H242ZM249 199V200H248ZM31 200V201H30ZM34 200H38V202H34ZM51 200V201H50ZM90 202H89V201ZM100 202H99V201ZM102 200V201H101ZM106 200H110V202L111 203H113V204H111L109 201H105ZM137 200L139 201L138 203H137ZM181 200V201H180ZM187 201V202H183V201ZM191 200V201H190ZM200 200V201H199ZM212 200V201H211ZM217 200V201H216ZM243 201V203H242V201ZM256 201V202H254V201ZM259 201V205H258V201ZM10 201V202H9ZM47 201V202H46ZM72 201H74L75 203H73ZM82 201L84 202V203H82ZM86 201V202H85ZM134 201H136L135 203H133ZM199 201V202H198ZM209 201H211V202H213V203H211V202H209ZM223 201H224V203H223ZM234 201V202H233ZM248 201H249V203H248ZM27 202V203H26ZM52 204H51V203ZM60 202V203H59ZM72 202V203H71ZM80 202V203H79ZM89 202V203H88ZM98 202V203H97ZM104 202V203H103ZM108 202V203H107ZM181 202V203H180ZM203 204H201V203ZM205 202V203H204ZM216 202V203H215ZM221 203V204H219V203ZM228 202V203H227ZM245 202V203H244ZM252 202V203H251ZM47 203V204H46ZM76 203H78V204H76ZM86 203H87V206H86ZM105 203L106 204H108V205H106L105 206ZM109 203H110V205H112V206H109ZM182 203H184L183 205H185L184 206V208L187 206V204H192V205H190V206H193L194 207V209L191 207L190 209H189V205H188V207H186V210H184L183 209V205H182ZM196 203H200V205H198V207H196L197 205H196ZM208 203V204H207ZM211 205H210V204ZM231 205H230V204ZM236 203V204H235ZM238 203V204H237ZM250 204V205H248V204ZM255 203H256V205H255ZM262 205H261V204ZM35 204V205H34ZM81 204V206L79 207V205ZM84 204H85V207H84ZM89 204V205H88ZM139 205V208L137 207L138 205ZM205 204V205H204ZM228 204V205H227ZM235 204V205H234ZM253 204V206H251ZM6 205H7V208H6ZM38 205V206H37ZM43 205V206H42ZM48 205H50L49 207H48ZM55 205V206H54ZM72 205V206H71ZM76 205V206H75ZM128 205V206H127ZM131 205V206H130ZM133 205V206H132ZM136 205V206H135ZM195 205V206H194ZM209 205V206H208ZM214 205V206H213ZM218 205H220V207L218 206ZM227 205V206H226ZM238 205V206H237ZM239 205H241V206H239ZM255 205V206H254ZM15 206V207H14ZM39 206H40V209H38L39 208ZM45 206V207H44ZM52 206V207H51ZM92 207V208H90L91 210H92V213L94 212L96 215V219H99V222H98V220L96 221L95 220V218L94 217H92V214H91V212L89 211L90 209H89V207ZM96 206V207H95ZM123 206H125V207H123ZM127 206V207H126ZM165 206H166V208H165ZM168 206V207H167ZM175 208H174V207ZM202 208H201V207ZM222 206V207H221ZM227 207V208H223V207ZM229 206H231V207H233V208H231V207H229ZM248 206H250V207H248ZM256 206H260L259 208L258 207H256ZM71 207V208H70ZM104 207H106V208H104ZM116 211V212H114V215L112 214L113 213V209ZM131 207V208H130ZM135 207H137L138 209L136 210V208ZM164 207V208H163ZM171 207H173V209L171 210ZM178 207V211H180L179 213L177 212V210H175L176 208ZM201 208L200 210L198 209V208ZM229 207V208H228ZM247 207V208H246ZM256 207V208H255ZM10 208V209H9ZM41 208H42V213H40V215H39V213H36V211L37 212H41L40 210H41ZM44 208V209H43ZM48 208H49V210H48ZM58 208V209H57ZM65 208V209H64ZM74 208V209H73ZM80 208V209H79ZM82 208V209H81ZM124 208L126 209L125 211H123L124 210ZM211 208H213V209H211ZM222 208V209H221ZM235 208H238V209H235ZM243 208L244 209H246V210H243ZM249 208V209H248ZM254 208V209H253ZM88 209V210H87ZM134 209V210H133ZM170 209V210H169ZM180 209V210H179ZM187 209H189V210H191L190 212H189V210H187ZM192 209H193V211H195V210H197V211H199V212H197V214L195 213H192L193 211H192ZM217 209V210H216ZM226 209H227V212H228V214H226ZM229 209V210H228ZM235 209V210H234ZM251 209V210H250ZM256 209V210H255ZM261 209H262V211H261ZM6 210V211H5ZM29 210V211H28ZM32 210V211H31ZM39 210V211H38ZM47 210V211H46ZM82 210V211H81ZM85 210H87L86 212H84ZM94 210V211H93ZM100 210H102V211H100ZM120 210V211H119ZM136 210V211H135ZM166 210V211H165ZM183 210V211H182ZM215 210L217 211V212H215ZM222 210V211H221ZM253 210V211H252ZM257 210H259V212L257 211ZM47 213H46V212ZM59 211V212H58ZM62 211V212H61ZM73 211V212H72ZM99 211V212H98ZM109 211V212H108ZM124 212V214H123V212ZM133 211H135V212H133ZM175 211H176V214H175ZM186 211L187 212H189V213H186ZM224 211H225V213H224ZM243 211V212H242ZM246 211V212H245ZM5 212H7V213H5ZM33 212V213H32ZM43 212L45 213V215H43V218L42 219H44L46 222H47V228H46V226H45V229H43V231L41 230H37L36 228H43L42 226H44L45 224H46V222L45 221H43L42 219L40 220V217H42V215L41 214H43ZM48 212H50V213H48ZM74 212H75V215H74ZM79 212H80V215H79ZM87 212H90V213H88V214H90L89 215V218H88V215L86 214ZM102 212L104 213L105 212V214L104 215H108V213H109V216L107 217V215H106V217L105 216H103V214H102ZM112 212V213H111ZM127 212V213H126ZM144 212V211H143ZM174 212V213H173ZM182 212V213H181ZM196 212V211H195ZM236 212L238 213L237 215H236ZM252 212V213H251ZM257 212V213H256ZM262 212V213H261ZM35 213H36V216H35ZM52 213V214H51ZM63 213V214H62ZM67 213H69V215L67 214ZM71 213V214H70ZM78 213V214H77ZM86 214V216H87V218H86V216L84 215V214ZM118 213H120V214H118ZM133 213V214H132ZM134 213H135V216H134ZM136 213H137V215H136ZM166 213V214H165ZM185 213V214H184ZM194 214V215H192V214ZM215 213H218V214H215ZM220 213V214H219ZM225 215H224V214ZM234 213V214H233ZM254 213V214H253ZM51 214V215H50ZM84 216V219H83V216ZM102 214V215H101ZM115 214H118V215H120V216H122V215H124L125 216V218H122V217H118V218H115L114 216H115ZM122 214V215H121ZM128 214H130V215H128ZM139 214H140V216H141V218H139L140 216H139ZM173 214V215H172ZM176 216H175V215ZM177 214H179L178 215V218H177ZM182 214V215H181ZM189 214H191V216H192V218H191V216L189 215ZM213 214V215H212ZM262 214V215H261ZM16 215V216H15ZM46 215H48V216H46ZM49 215H50V217H49ZM57 215V216H56ZM71 215V216H70ZM74 215V216H73ZM94 215V214H93ZM111 215H113V218H112V216ZM117 215V216H118ZM185 217H184V216ZM209 215H211V218H210V216ZM221 215H224V216H222L221 217ZM238 216L237 218H235L236 216ZM241 215V216H240ZM245 216V218H244V216ZM256 215V216H255ZM25 216V217H24ZM35 216V217H34ZM52 216H54V217H52ZM62 217V219H61V217ZM68 217V220H67V218L66 217ZM78 216V217H77ZM81 216H82V218H81ZM90 216H91V218H90ZM99 216V217H98ZM116 216V217H117ZM134 216V217H133ZM138 218H137V217ZM148 216V217H147ZM180 216V217H179ZM183 216V217H182ZM194 216H195V221L197 220V222H195L194 221ZM203 216H204V218H205V216H206V220H203L204 218H203ZM214 218H213V217ZM232 218H230V217ZM234 216V217H233ZM259 216V217H258ZM37 217H39V218H37ZM45 217V218H44ZM64 217V218H63ZM101 217H103V219L101 218ZM128 217V218H127ZM135 217H136V219L138 220H135ZM143 217H144V219H143ZM146 217V218H145ZM191 219V220H189V218ZM199 217H201V218H199ZM208 217V218H207ZM217 217V218H216ZM219 217V218H218ZM226 217V218H225ZM243 217V218H242ZM249 217V218H248ZM35 218H37V219H35ZM50 220H49V219ZM52 218V219H51ZM54 218V219H53ZM86 218V219H85ZM94 218V219H93ZM106 218V220H108L109 222H106V220L105 221H103L104 219ZM110 218V219H109ZM121 218H122V220H121ZM181 218V219H180ZM186 218L188 219V220H186ZM197 218V219H196ZM233 218H234V220H233ZM35 221H34V220ZM38 219L40 220V222L38 221ZM59 219H61V221L59 220ZM83 219V220H82ZM90 220L89 221V223H88V221L87 220ZM93 219V220H92ZM114 219V220H113ZM116 219H117V221H116ZM123 219H124V221H123ZM126 219V220H125ZM134 219V220H133ZM142 219V220H141ZM211 219V220H210ZM219 219V220H218ZM224 219V220H223ZM237 219V220H236ZM3 220V221H2ZM5 220V221H4ZM49 220V221H48ZM52 220V222L54 221H56L55 222V224H54V222L51 224V226H49V222ZM64 220V221H63ZM70 220H72V221H70ZM87 222H85V221ZM102 220V221H101ZM116 221L117 223V225L119 226V228L120 227H122V229L120 228V230H122V232L120 233V230H119V228H118V226H115L116 224H115V222H113V221ZM128 220V223H129V220H130V225L126 222ZM146 220V221H145ZM201 220V221H200ZM32 221H34V223L32 222ZM43 221V222H42ZM82 221H83V223H84V225H83V223H82ZM189 221V222H188ZM203 221V222H202ZM206 221V222H205ZM256 221V222H255ZM263 221V222H262ZM29 222V223H28ZM32 222V223H31ZM35 222H36V224H35ZM37 222H38V224H37ZM41 222L42 223H44L42 226H40L39 224H41ZM58 222V223H57ZM62 222H63V224H64V226H63V224H62ZM71 222V223H70ZM102 222V224H103V226H102V224H100ZM104 222V223H103ZM122 222V223H121ZM123 222H124V226L126 225L127 227H124L123 228V226H122V224H123ZM133 222V223H132ZM137 222V223H136ZM156 222H158V223H156ZM171 222H173V221H171ZM211 222H212V224H211ZM236 222H237V224H236ZM31 223V224H30ZM90 223H92V224H90ZM98 223V224H97ZM127 223V224H126ZM187 223V224H186ZM193 223H195V227H194V224ZM206 223V224H205ZM216 223V224H215ZM33 224V225H32ZM57 224H59L58 226H57ZM67 224V225H66ZM68 224H71L70 226L72 227V228H70V226L68 225ZM80 224V225H79ZM83 226H82V225ZM95 224H97V226L95 225ZM99 224H100V227L101 228H99ZM105 224V225H104ZM108 224V225H107ZM111 226H110V225ZM121 224V225H120ZM136 224V225H135ZM146 224V225H145ZM191 224H193V225H191ZM196 224H198V225H196ZM209 224H211L210 225V227H208L209 226ZM227 226H226V225ZM228 224H229V227H228ZM245 224V227L243 226ZM254 226H253V225ZM21 225V226H20ZM32 225V226H31ZM53 225H55V227L53 226ZM61 225V227H59ZM78 225V226H77ZM181 226V228H179L180 226ZM188 225V226H187ZM204 225H206V226H204ZM219 225V226H218ZM236 225V226H235ZM34 226V227H33ZM36 226V227H35ZM68 226H69V228H68ZM82 226V227H81ZM96 226V227H95ZM111 227V229H110V227ZM136 228H135V227ZM138 226V227H137ZM148 226V227H147ZM192 226V227H191ZM212 226H213V228H212ZM235 226V227H234ZM49 227V228H48ZM50 227H51V229H50ZM56 227H57V229H56ZM64 227H65V230H64ZM78 228V229H80V230H78V229H76V228ZM81 227V228H80ZM92 227V228H91ZM107 228V227H109V230L108 229H104V228ZM151 227V228H150ZM163 227V228H162ZM170 227V229H171V231L168 229ZM194 227V228H193ZM217 227V228H216ZM220 227V228H219ZM68 228V229H67ZM96 228H98V229H96ZM104 230H103V229ZM113 228H114V230H116V232L113 230ZM116 228V229H115ZM127 228V229H126ZM154 228V229H153ZM160 229V231L162 232V234L161 233H158V230L157 231H155L156 229ZM179 228V229H178ZM206 228H208V229H206ZM215 228V229H214ZM229 228H231V229H229ZM255 228V229H254ZM34 229V230H33ZM49 229V231L51 232V230L52 229H55V231L54 232H56V234L54 233V232H51L50 233V235L51 236H53V238L55 239V237H54V235H57V237L59 238V240H58V238L56 237V239H55V243L53 242L54 240H52L53 238L51 237V242H49L50 241V237L48 236L49 234H48V232L49 231H47V230ZM74 229V230H73ZM86 229H89V230H86ZM92 229V230H91ZM94 229V230H93ZM129 229V230H128ZM149 229H151L150 231H149ZM164 230V231H162V230ZM197 229V230H196ZM202 229V230H201ZM212 229V230H211ZM226 229V230H225ZM234 229V230H233ZM246 229V230H245ZM253 229V230H252ZM19 230V231H18ZM59 230V231H58ZM61 230V231H60ZM62 230H64L63 232H62ZM73 230V231H72ZM83 230V231H82ZM100 230H102V231H100ZM125 230V231H124ZM133 230V231H132ZM154 230V231H153ZM169 232H167V231ZM173 230V231H172ZM178 230V231H177ZM183 230V231H182ZM190 230H191V232H190ZM204 230H206V231H204ZM209 230H211V231H209ZM227 230H228V232H227ZM242 230H244V231H242ZM259 230V231H258ZM16 231V232H15ZM21 231V232H20ZM38 231H39V235H37L38 234ZM46 231H47V233H46ZM69 231V232H68ZM94 231H95V233H94ZM97 231V232H96ZM144 231V232H143ZM180 231V232H179ZM182 231V232H181ZM186 231H187V233H186ZM197 231H198V233H197ZM204 231V232H203ZM214 231V232H213ZM251 231V232H250ZM254 231V232H253ZM30 232V233H29ZM34 232L35 233H37V234H34ZM45 232L46 234V237L48 236V240H44L43 242L44 243H47V244H43L41 241L43 240V237L45 236H43V233ZM73 232V233H72ZM78 232H80L79 234H78ZM88 232V233H87ZM90 232V233H89ZM91 232H92V234H91ZM113 232H114V234H113ZM118 232V233H117ZM147 232V233H146ZM151 232V233H150ZM164 232V233H163ZM175 232V233H174ZM208 232V233H207ZM212 232H213V234H212ZM223 232V233H222ZM60 233V234H59ZM67 233V234H66ZM70 233V234H69ZM72 233V234H71ZM94 233V234H93ZM97 233H98V235H97ZM102 235H101V234ZM103 233H106V235L105 234H103ZM107 233H109V235L107 234ZM112 233V234H111ZM133 235H132V234ZM166 233H168V234H166ZM179 233V234H178ZM251 233V234H250ZM256 233V234H255ZM1 234H3V235H1ZM41 234V235H40ZM48 234V235H47ZM60 236H59V235ZM62 234V235H61ZM65 234V235H64ZM73 234H75V235H73ZM82 235V238H81V235ZM86 234V235H85ZM96 234V235H95ZM100 234V235H99ZM116 234H119V235H116ZM152 234V235H151ZM166 234V235H165ZM173 234V235H172ZM188 234V235H187ZM200 234V235H199ZM206 234H207V236H206ZM216 234V235H215ZM228 234V235H227ZM231 234V235H230ZM249 234V235H248ZM9 237H8V236ZM63 235L65 236V237H63ZM67 235V236H66ZM68 235H69V238H68ZM80 235V236H79ZM91 235L93 236V239H92V237H91ZM107 235H108V237H107ZM131 235V236H130ZM167 235H169V237L167 236ZM172 235V236H171ZM177 235V236H176ZM189 235H191V236H189ZM194 235H196V236H194ZM199 235V236H198ZM202 235H203V237H202ZM212 235H214V236H212ZM226 235H227V237H226ZM239 235V236H238ZM245 235H247V236H245ZM251 235V236H250ZM261 235V236H260ZM4 236V237H3ZM33 236V237H32ZM41 236H42V238H41ZM62 236V237H61ZM71 236V237H70ZM73 236H75V237H73ZM77 236H79V238H81V239H77L76 240V237ZM83 236L85 237V238H83ZM94 236H95V240H97V242L96 241H92L91 242V240H94ZM114 236V237H113ZM127 236V237H126ZM134 236V237H133ZM154 236V237H153ZM161 236V237H160ZM165 236V237H164ZM168 238H170V239H167V237ZM171 236V237H170ZM175 236V237H174ZM180 236V237H179ZM210 236V237H209ZM216 236V237H215ZM233 236H234V238H233ZM18 237V238H17ZM35 237V238H34ZM44 238V239H47V238ZM60 237H61V239H63V241L60 239ZM72 237H73V239L74 240H72ZM87 237V238H86ZM119 237V238H118ZM125 237V238H124ZM135 237H136V239H135ZM138 237V238H137ZM158 237V238H157ZM174 237V238H173ZM196 237H198V238H196ZM209 237V238H208ZM220 237V238H219ZM231 237V238H230ZM245 237V238H244ZM253 237V238H252ZM4 238V239H3ZM6 238V239H5ZM32 238H34V239H32ZM64 238H66V239H64ZM68 238V239H67ZM99 238V239H98ZM117 238V239H116ZM163 238V239H162ZM175 239V240H172V239ZM196 238V239H195ZM207 238V239H206ZM237 238V239H236ZM250 238V239H249ZM31 239V240H30ZM42 239V240H41ZM70 239V240H69ZM87 239V240H86ZM91 239V240H90ZM125 239H127V240H125ZM162 239V240H161ZM179 240V241H177V240ZM182 239V240H181ZM199 241H198V240ZM204 239V240H203ZM211 239V240H210ZM213 239V240H212ZM241 239V240H240ZM244 239V240H243ZM4 240V241H3ZM72 243V245L70 244V242ZM79 240H81L82 241V245H81V242L79 241ZM89 240V241H88ZM124 240H125V242H124ZM130 240V241H129ZM168 240V241H167ZM170 240H171V242H170ZM246 240V241H245ZM250 240V241H249ZM37 243H36V242ZM38 241H40V242H38ZM75 241H76V243H75ZM79 241V242H78ZM83 241H85V242H83ZM88 241V242H87ZM107 241V242H106ZM126 241H127V244H125L126 243ZM149 241V242H148ZM175 241V242H174ZM201 241V242H200ZM203 241V242H202ZM206 241V242H205ZM228 241V242H227ZM234 241V242H233ZM236 241V242H235ZM241 241V242H240ZM36 244H35V243ZM53 242V243H52ZM62 242H63V244L65 245H63L62 244ZM94 242H96V243H94ZM109 242V243H108ZM135 242V243H134ZM144 242V243H143ZM160 242V243H159ZM176 242H177V245H176ZM178 242H179V244H178ZM186 244H185V243ZM212 244H211V243ZM245 242V243H244ZM77 244V243H79L80 244V246L78 247V244L76 245V246H74V244ZM85 244V246H83L84 244ZM91 243V244H90ZM106 243V244H105ZM159 245H158V244ZM171 243V244H170ZM181 243V244H180ZM198 243V244H197ZM201 243V244H200ZM223 244V246L221 245V244ZM231 243V244H230ZM28 244V245H27ZM43 244V246H41ZM49 244V247H48V249L49 248H51V249H53L54 247H58V248H55V250L53 249V250H49L48 252H47V250L45 251V249L47 248L46 247V245H48ZM50 244H60L61 245V247H60V245L58 246H53V248H52V246L50 245ZM69 244H70V246H69ZM88 244H90L91 245V247L88 245ZM93 244H95V245H93ZM100 244V245H99ZM105 244V245H104ZM153 244L155 245V246H153ZM238 246H237V245ZM240 244V245H239ZM261 244V245H260ZM34 245V246H33ZM40 245V246H39ZM93 245V246H92ZM128 245V246H127ZM148 245V246H147ZM152 245V246H151ZM161 245V246H160ZM164 245V246H163ZM178 245H180V248L178 247ZM210 245V246H209ZM259 245V246H258ZM2 246V247H1ZM3 246H5L4 248H3ZM26 246H28V247H26ZM64 246V247H63ZM69 246V247H68ZM71 246H74L75 247V249L78 251H76L75 249L73 250L72 248L73 247H71ZM96 246V247H95ZM103 246V247H102ZM122 246V247H121ZM131 246V247H130ZM132 246H133V248H132ZM185 246H186V248H185ZM188 246V247H187ZM192 246V247H191ZM212 246V247H211ZM222 246V247H221ZM230 246V247H229ZM233 246V247H232ZM253 246V247H252ZM257 246L259 247V248H257ZM25 247V248H24ZM35 247H37V248H35ZM40 247H41V249H40ZM42 247L43 248H45L44 249V252H45V254H43L44 252H43V250H42ZM61 248V250H60V248ZM71 247V248H70ZM77 247H78V249H77ZM87 247H89V248H87ZM119 247V248H118ZM129 247V248H128ZM143 247V248H142ZM159 247V248H158ZM164 247V248H163ZM175 247V248H174ZM181 247H183L182 249H181ZM236 247H237V249H236ZM238 247H239V249H238ZM249 247H251V248H249ZM255 247V248H254ZM17 248V249H16ZM19 248V249H18ZM31 248V249H30ZM64 248V251L66 252V254H68L67 256H66V254H64V255H62L63 253H65L62 249ZM65 248H69L70 250H71V253H69L70 251H66V249ZM81 248H83V250L84 249H86V250H82ZM95 248V249H97V250H93V249ZM108 248V249H107ZM111 248V249H110ZM176 248H178V249H176ZM191 248V249H190ZM214 248V249H213ZM222 248H224V249H222ZM247 248H249V249H247ZM261 248V249H260ZM91 249V250H90ZM113 249V250H112ZM140 249V250H139ZM184 249L187 251H184ZM188 249V250H187ZM247 249V250H246ZM4 250L7 252H4ZM27 250H28V252H27ZM38 250H41L39 253L37 252ZM84 252V254H88L87 256L85 255V256H83L84 254H82V251ZM88 250H90L89 251V253H88ZM92 250L95 252H92ZM103 250V251H102ZM108 250V251H107ZM115 250V251H114ZM166 250V251H165ZM229 252H231V253H229ZM250 250V251H249ZM17 251V252H16ZM36 253H35V252ZM57 251H58V253H57ZM61 251V252H60ZM63 251V252H62ZM176 253H175V252ZM181 251V252H180ZM186 252V253H184V252ZM245 251V252H244ZM255 251V252H254ZM263 251V252H262ZM25 252V253H24ZM33 252V253H32ZM47 252V253H46ZM51 252V253H50ZM92 252V253H91ZM113 252V253H112ZM129 252H131V253H129ZM189 252H190V254H189ZM242 254H241V253ZM252 252V253H251ZM10 253V254H9ZM30 253H31V255H30ZM36 255H35V254ZM49 253V254H48ZM61 255H60V254ZM98 253V254H97ZM196 253H198V255L196 254ZM29 254V255H28ZM47 254V255H46ZM51 254V255H50ZM58 254V255H57ZM71 254V255H70ZM91 256H90V255ZM105 254V255H104ZM111 254H113V255H111ZM137 254V255H136ZM167 254V255H166ZM176 254H177V256H176ZM186 254V255H185ZM197 256H195V255ZM232 256H230V255ZM238 254V255H237ZM239 254H240V256H239ZM261 254V255H260ZM40 255H45V256H47V258L45 257V256H40ZM54 257H53V256ZM57 255V256H56ZM110 255V256H109ZM130 255V256H129ZM133 255V256H132ZM147 255V256H146ZM202 255V256H201ZM22 256V257H21ZM39 256H40V258H39ZM54 259H51V257ZM62 256H64V258L62 257ZM114 256V257H113ZM117 256V257H116ZM192 256V257H191ZM195 257V259H194V257ZM201 256V257H200ZM216 258H215V257ZM229 256V257H228ZM241 256H242V258H241ZM256 256V257H255ZM18 257V258H17ZM41 257H44V258H42V260H41ZM48 257L50 258V259H48ZM56 257V258H55ZM98 257V258H97ZM120 257V258H119ZM141 257V258H140ZM147 259H146V258ZM186 257V258H185ZM189 257V258H188ZM238 257V258H237ZM246 259H245V258ZM263 257V258H262ZM61 258H63V259H61ZM72 258V259H71ZM89 258V259H88ZM140 258V259H139ZM171 258V259H170ZM217 258H219L218 260H217ZM227 258V259H226ZM258 258H259V260H258ZM44 259V260H43ZM94 259V260H93ZM110 259V260H109ZM119 259V260H118ZM123 259V260H122ZM125 259V260H124ZM150 259V260H149ZM154 259V260H153ZM157 259V260H156ZM188 259H190V260H192V261H187ZM39 260V261H38ZM61 260V261H60ZM81 260V261H80ZM85 260V261H84ZM86 260H88V261H86ZM127 260V261H126ZM133 260V261H132ZM137 260V261H136ZM145 260V261H144ZM173 260V261H172ZM217 260V261H216ZM234 260V261H233ZM47 261V262H46ZM59 261H60V263H59ZM80 261V262H79ZM205 261H208V262H205ZM219 261H221V262H219ZM239 261V262H238ZM246 261V262H245ZM261 261V262H260ZM13 262V263H12ZM39 262V263H38ZM75 262V263H74ZM96 262V263H95ZM119 262V263H118ZM149 262V263H148ZM172 262V263H171ZM188 262V263H187ZM204 262V263H203ZM217 262V263H216ZM223 262V263H222ZM227 262V263H226ZM238 262V263H237ZM253 262V263H252Z\"/></svg>","mask_w":264,"mask_h":264}]
</instances>
